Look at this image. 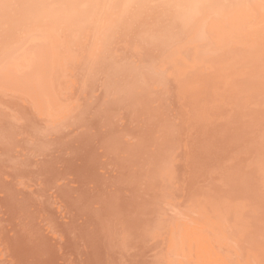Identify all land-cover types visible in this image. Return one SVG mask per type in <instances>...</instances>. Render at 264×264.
Returning <instances> with one entry per match:
<instances>
[{"label":"rangeland","instance_id":"rangeland-1","mask_svg":"<svg viewBox=\"0 0 264 264\" xmlns=\"http://www.w3.org/2000/svg\"><path fill=\"white\" fill-rule=\"evenodd\" d=\"M45 1H48V2L46 3ZM58 1H59L58 6L56 7L57 2L55 0H52V1H50V0H43V1L42 0H32V1H30V0L29 1H27V0H18V1L0 0V4H1L0 5V15H1V17H0V151H2V152H0V154H1L0 155V193L1 194L4 193L3 195L0 194L1 195L0 197L2 199V200L0 199V201H1L0 202L1 203L0 204V250H1L0 251V264H14V263H16V264H31V263L32 264H41V263L42 264L43 263L44 264H90L91 261H93V260L90 261V257H91V259H93L92 256H94V258H95V255H96V254H92V253L93 252L96 253L95 249H97V248H95L93 251L91 250L94 248L95 244H96L95 247H97V244L102 245V248H100L98 246L100 248L99 250H102V251H99L97 249L98 250L97 253L102 252V253H99V255H101V256H99L97 254L99 256L98 260L101 259V257L103 256V252L105 250L104 256L102 257V259H104V260L103 261L101 260L102 262H104L102 264H112L111 262H113V260H114V262L117 260V262H116L117 264L119 262H121L122 260L124 261V263H123V261L121 262L122 264H125V263L126 264H132V263L133 264H139V263L145 264L144 261L145 262L147 261L146 264H165V263L166 264L167 263L168 264H178V263H180V264H194V263L195 264H215V263L216 264H219V263L225 264V262H227V264H236V263L239 264V263H242V261L246 262V263L243 262L242 264H247V263L251 264L250 261H253L252 262L253 264H264V247H263L264 246V201H263L264 200V192H263L264 191V181H263L264 180V166H263L264 165V118H263L264 114H262L260 112V110H261L264 113V108H263L264 106H261L262 104L264 105V101H263L264 100L263 99L264 98L263 97L264 96V90H263L264 89V82L262 81L264 78L261 79L262 78V76H261L262 71L264 72V70L260 71L261 69H259L261 66L264 69V66L262 65L263 61L259 59V55H261L260 58H262L264 60V54H263L264 53V50H263V48H264L263 47L264 46L263 41L264 40H262V39H264V0H215V1H217V3L216 2L213 3V2H211L212 0H208V2H207L208 5L207 4L202 5L203 3L204 4L206 3L205 2L206 0L205 1L201 0V2L203 1L202 3H200V1L198 0L201 5L199 3L197 4L196 0H191V1L188 0L189 2H187V0L186 1H184V0H176V1L175 0H151V1L150 0L149 1L148 0H146V1L145 0H123V1H120L119 0L120 4L118 3V0H116V1L114 0V4H113V0H88V1L87 0H74V1L73 0H71V1L70 0H58ZM192 1L194 3H192ZM6 2H7V4H9L8 6H5ZM69 2H71V3H69ZM190 2H191V4H196L197 7H196V5H194V8H193L192 7L193 5L191 6V4H189ZM210 2L212 5L210 4ZM28 3L29 4L31 3V4L29 5ZM63 3L66 6H64ZM160 3H161V5H159ZM167 3H169V4H167ZM171 3H172V5H171ZM77 4H79V5H77ZM187 4L190 5V7ZM217 4H218V7H217ZM45 5L48 7H46ZM63 6H64V8L62 9ZM152 6H153L154 10L151 9ZM161 6L163 7L162 9H161ZM205 6H206V8H205ZM211 6L213 8H211ZM1 7L3 8V10ZM120 7H121V9H120ZM200 7L207 9V10L201 9ZM13 8H14V10H13ZM35 8H37V9H35ZM131 8H133V10H131ZM187 8H189V9H187ZM195 8H196L197 14H196V12H193L192 17L189 16L192 14L191 11H194ZM198 8L200 10H198ZM242 8H243V10H242ZM6 9H8V10H6ZM54 9H55V11H54ZM135 9L137 11H135ZM190 9H193V10H190ZM215 9H216V12H215ZM31 10L33 11V13ZM148 10H150V11H148ZM164 10H166V12H164ZM188 10L190 11V13ZM201 10L203 11V13ZM208 10L209 11L214 10L213 12L216 14L212 15L213 12L212 13L210 12V14H209V12H207ZM15 11H17V12H15ZM29 11H31V12H29ZM34 11H35V16L32 17L34 15ZM106 11H108V12H106ZM204 11H206L205 13H207L209 15V19H207L208 15L204 14ZM236 11H237V13H236ZM6 12H7V14H6ZM26 12L30 13V14L27 15ZM135 12H136V14H135ZM223 12H225V13H223ZM9 13H11V14H9ZM182 13H183V15H185V18H187L188 16L189 17L184 20V18L180 17V16H182ZM185 13H187V15ZM194 13H195V15H194ZM217 13L218 14L220 13V15L218 16ZM15 14H17V15H15ZM103 14L104 15L107 14L108 17L107 16L105 17ZM149 14H151V15H149ZM230 14H233V16ZM10 15L11 16L13 15V16L10 17ZM198 15H200V16H198ZM173 16H176V17H173ZM193 16L196 17L195 18L196 20L193 18ZM211 16L214 17V18L212 17L214 20L216 19V16H217V19H218V20H216L217 22L214 21L213 19H211ZM220 16H223L224 18L226 17V19L222 20L223 17L220 18ZM241 16H244V17H241ZM26 17H27V19H25ZM154 17H155V19H154ZM179 17L182 18L183 20L180 19ZM197 17H200V19ZM218 17L221 19L220 20V25L222 24L221 26H219V18ZM18 18H20L21 20ZM189 18L191 20H189ZM11 19H13V20H11ZM37 19H38V21H37ZM112 19H114V20L112 21ZM198 19H199V21H197ZM24 20H26V21H24ZM147 20H150V21H147ZM192 20H194V21H192ZM207 20H210V21H207ZM14 21H16L15 24H13ZM41 21H42V23H41ZM175 21L176 22L179 21V22L174 24L173 22H175ZM183 21L184 22L187 21V22L184 23ZM213 21H214V23H213ZM226 21H228L229 23H226ZM181 22L183 23V25ZM188 22H190V23H188ZM7 23H10V24H7ZM199 23H201L200 26H199ZM225 23L230 25V26H232V23H234L232 26L233 28L228 26L229 27V29H228L227 25H225ZM177 24L179 26H176ZM9 25H11V26H9ZM105 25L107 26L106 27L107 29L105 28ZM138 25H140V26H138ZM194 25H196V26L193 28ZM208 25H210V26H208ZM211 25H213L214 27L216 26L217 29L215 28L216 30H214L213 26H211ZM160 26H161V28H160ZM222 26H225V28ZM197 27L199 29H197ZM162 28H164V29H162ZM182 28H186V30L182 29ZM189 28H190V30H188ZM207 28L209 29V31ZM211 28H212V31L210 30ZM3 29H5V30H3ZM132 29H134V30L132 31ZM200 29H202V30H200ZM196 30L199 32L197 33ZM204 30L205 31L207 30L211 34L213 33L214 35H212V37H211V34L206 33L207 31L205 32ZM230 30L231 31L235 30V31L231 32ZM226 31H230L231 33L226 32ZM135 32H137V33H135ZM220 32H223V33H220ZM235 32L239 37H242V38H238L239 39L238 40L237 39L238 36L235 37L236 36ZM185 33H187V34H185ZM204 33H205V35H204ZM191 34H193V35L197 34V35L192 37ZM233 34H235V35H233ZM259 34H260V37H259ZM219 35H220V37H218ZM230 35H232V36H230ZM190 36L194 39L192 40V38ZM202 36H206V37L208 36V38L202 37ZM216 37H218V38H216ZM223 37H225V40ZM215 38L217 41H215ZM201 39L203 41L205 39L206 44L207 45L209 44V45L207 46L205 44V41L203 42V41H201ZM248 39H249V41H248ZM213 40H214V42H213ZM159 41H161V42H159ZM211 41H212V43H211ZM246 41H248V42H246ZM251 41H254V42H251ZM165 42H167V43L165 44ZM188 42L190 43L191 46L193 45L194 48H192L193 46L192 47L190 46L191 47L190 48L188 45L189 44ZM244 42H246V43H244ZM150 43H152V44H150ZM192 43H194V44H192ZM200 43H202L203 45L201 44L202 46H200ZM196 44H197L198 48L200 47L199 49L201 50V53H200V50H198V48L196 47ZM251 44H252L253 48H252V46H250ZM231 45H233V46H231ZM236 45L237 46L240 45L241 48L239 46L236 47ZM242 45L244 46V48ZM261 45H262V47H261ZM136 46H139L138 47L139 49H136V51H135ZM204 46H205V48H202ZM174 47H176L175 48L176 50L174 49ZM255 47H256V49H255ZM246 48H247V50L249 49L250 51L255 50V51H253V55L251 54V52L249 50L248 51L250 53H248ZM257 48L258 49L260 48V49L258 50ZM181 49L183 51H181ZM196 50H197V52H195ZM261 50H262V52H261ZM203 51L205 54L203 53ZM226 51H227V53H225ZM259 51L261 52V54L259 53ZM148 52H150V53H148ZM163 52H164V54H163ZM190 52H192V53H190ZM230 52L232 55L233 54L234 55L232 56L230 54ZM254 52H258V53L254 54ZM156 53H157V55H156ZM180 53H181L182 57L184 56L181 59H180ZM202 53H203V56H202ZM211 53L213 56H211ZM159 54H161V55H159ZM228 54H230L231 56ZM176 55H178L179 58H177ZM250 55H252V56L250 57ZM257 55H258V57H257ZM147 56H148V58H147ZM166 56H168V57H166ZM173 56H175V57H173ZM161 57H163V59ZM189 57H191V58L193 57L192 60L195 59V62L193 61L194 64H193L191 58H189ZM213 57L214 58L216 57L215 60ZM221 57L223 60H221ZM248 57H250V58H248ZM253 57H255V58L253 59ZM168 58L172 59V60L175 58L174 61L176 60L178 62L175 61L176 65H174L175 64L174 61H173L174 64L173 63L171 64L170 62H172V60L168 61L169 60ZM197 58H199V59H197ZM235 58H236V61H235ZM244 58L247 60H244ZM161 59H162V61H161ZM183 59H186L188 61H186V60L183 61ZM200 59H202L203 61L202 60L200 61ZM238 59H240V61ZM165 60H167V61H165ZM208 60H209V62H208ZM217 60H219V61H217ZM251 60H253V61H251ZM257 60L259 62H261L262 64L258 63ZM157 61H158V63H157ZM185 61H186V63H185ZM204 61H206V64ZM256 61H257V63H256ZM179 62H181V64ZM203 62L205 64V67H203L204 66ZM220 62L222 64H220ZM236 62H237V64H236ZM252 62L255 64V66H254V64H253V66L256 68L258 67L257 69H259L258 75H257V69L254 68L256 72L253 69V66L251 64ZM183 63H185V64L182 65ZM195 63H197V64H195ZM239 63L241 66L239 65ZM164 64H165V66L167 65L166 68H165ZM187 64H188V66H187ZM190 64H193L192 67ZM224 64L226 66H224ZM222 65H223V67H222ZM158 66H159V68H158ZM228 66H230V67H228ZM250 66L252 68H250ZM186 67L188 68V70H186L187 69ZM219 67H221V68H219ZM244 67H246V69ZM120 68L122 71L120 70ZM122 68H124V70ZM174 68H177V69H174ZM208 68H209V70H208ZM217 68L220 69L219 72H218ZM227 68H228V70H226ZM173 69H174V71H173ZM231 69L235 73L234 72L232 73V71H230ZM237 69H239V70L237 71ZM240 69H242V70H240ZM197 70H198V72H197ZM248 70H250V71H248ZM158 71H159V73H158ZM161 71L163 72L164 75L162 74ZM168 71L171 73H169ZM182 71H183V73L181 74ZM209 71L211 74L209 73ZM245 71L246 72L248 71L249 74L247 72V75H246ZM212 72H214V74ZM155 73L159 74L160 76L155 74ZM172 73H175L176 75L173 74V77H172ZM203 73H204V75H203ZM217 73H218V75H217ZM251 73H253V74L256 73V74L254 76ZM154 74H155V76H154ZM224 74H226V75H224ZM259 74H260V77H259ZM228 75L229 76L231 75V76L229 77ZM232 75H233V77H232ZM178 76H179V79L181 78L180 80H182V81H180L178 79ZM204 76H205V78H203ZM183 77H184V79H183ZM191 77L193 78L194 83H191V82H193ZM211 77H213V79ZM240 77H241V82L239 83ZM251 77H252V79H251ZM257 77H259V78H257ZM263 77H264V73H263ZM141 78H144V79H141ZM161 78H162V80H161ZM174 78L178 79L179 82L177 83L178 80L175 81ZM199 78L203 79V81L200 80ZM120 79H121V81H120ZM217 79H218V81L215 82L214 85H212L213 82L216 81ZM222 79L225 82H223ZM225 79H227V80H225ZM184 80H186V81H184ZM230 80H231V82H230ZM234 80H235V82L238 80L236 82V84H234L235 83V82H233ZM247 80L250 82H248ZM162 81H163V83H162ZM187 81H188V83H187ZM253 81H255V82H253ZM257 81H259V82L257 83ZM121 82L125 83L124 86L121 85ZM260 82H261V85H260ZM245 83H247V84H245ZM126 84H127V87L125 86ZM194 84L195 85L197 84L196 87L194 86ZM167 86H169V87H167ZM172 86L174 89L172 88ZM197 86H199V87H197ZM214 86H216V87L214 88ZM218 86H220V87H218ZM256 86H259V87H256ZM212 87H213V89H212ZM236 87H238L237 90H236ZM231 88H232V90H231ZM239 88H240V90H239ZM255 88H257V89H255ZM138 89H139V91H138ZM165 89H168V90H165ZM182 89H184V90H182ZM196 89H197V91H196ZM210 90H212V92ZM233 90L236 91L237 93L234 92ZM253 92H254V94H252ZM255 92L256 93L262 92L261 93L262 95L261 94L260 95L255 94ZM195 93L197 96L194 95ZM199 93H200V95H199ZM242 93H244L243 97L241 95ZM166 94H167V97H166ZM217 94H218V96H217ZM249 94H250V96H249ZM251 95H252V97H251ZM219 96L221 97L220 99H219ZM260 96H261V98H260ZM200 97H201V99H200ZM217 97H218V99H217ZM168 98L170 99V101H168L169 100ZM187 98H188V100H187ZM208 98L210 101H208ZM255 98H257L256 99L257 101L255 100ZM206 99H207V101H206ZM223 100L225 103H223ZM243 100H245V101H243ZM181 101H182V103H180ZM204 101H206L207 103H205ZM249 101H251V102H249ZM220 102H221V104H219ZM255 102H257V103H255ZM111 103H112V106L114 105L113 107L111 106ZM171 104H173L175 106H173ZM248 104L250 106H249V108H246L248 106ZM152 105H154V106H152ZM180 105H182V106H180ZM208 106H209V108H208ZM186 107H188V108H186ZM213 107H214V109L212 110L211 108H213ZM203 108H205L204 111H203ZM197 109H199V110H197ZM216 109H217V112H216ZM83 110H85V111H83ZM211 110H212V112H211ZM207 112H209V115L212 117H209V115H207ZM257 112H259V114H257ZM230 113H231V115H230ZM81 114H82V117H80ZM84 114L86 115V117L84 116ZM89 114H91L90 117H89ZM198 115H202V116L200 117ZM203 115L205 118L203 117ZM98 116L99 117L101 116V117L99 118ZM163 116H165V117H163ZM187 116H189V117H187ZM206 116H208L209 119ZM246 116L249 119L245 118ZM255 117H257V118H255ZM259 117H260V119H259ZM82 118H84L83 119L84 121L80 120ZM101 118H102V120H100ZM219 118H220V120H218ZM250 118L252 120H250ZM262 119H263V122H262ZM76 120L82 121L81 124L78 123L80 121L77 122L81 126L76 123ZM94 120H95V122L96 121L98 122L99 126H98L97 122L96 123L93 122ZM99 120L101 123L99 122ZM175 120L177 122H175ZM196 120H197V122H195ZM201 120L202 121L204 120V121L201 122ZM209 120H210V122H209ZM215 120H217V122ZM85 121L88 124L92 121L90 124L93 125V123H94L98 127H96V125H94V126L89 125L88 126V124ZM187 121L188 122L190 121V122L187 123ZM211 121H213V122H211ZM73 122H75V123H73ZM105 122H106V124H105ZM200 122H201V124H200ZM253 124H254V126H253ZM100 125H102V126H100ZM130 125H131V127H130ZM107 126H108V128H107ZM113 126H115V127H113ZM116 126H117V128H116ZM31 127L33 129L37 128V130H35V132L36 131L38 132V130H40V129L42 132L39 131V132H41L40 135L38 133L36 134L35 132H34L35 133L34 134ZM250 127H252V128H250ZM253 127H254V131L252 130ZM73 128H76V129H73ZM132 128L134 130H132ZM256 128H258V129L256 130ZM98 129L101 132H98ZM72 130H76V131L74 132ZM95 130H97V131L95 132ZM70 131H72L73 133ZM29 132H32V133L30 134ZM64 132L67 134L66 137L64 136ZM68 132H69V134H68ZM138 132H139V134H138ZM82 133H84V134H82ZM98 133H99V135H102V136L99 137ZM41 134H42V136H41ZM249 134H251V135H249ZM261 134H263L262 135L263 137H261ZM90 135H91V137H89ZM40 136H41V139H40ZM74 136H76V138ZM43 137H45L44 143L46 146L42 142ZM87 137H89V139L88 140L86 139V141H84L85 138H87ZM58 138H60V140ZM97 138H100V139L97 140ZM47 139H49V140H47ZM184 139H186V140H184ZM256 139H257V141H256ZM39 140H41V141H39ZM45 140L49 141V142H46ZM52 140H53V143H52ZM56 141H57V143H56ZM72 141H74V142H72ZM78 141H80V142L83 141L84 143L82 144V142H81V145H80V142L78 144ZM87 141L88 142L89 141L90 142L95 141V142H93L94 147L89 146V145H91L90 142L87 145ZM96 141H98V142H96ZM40 142H41V144H39ZM69 142L71 143V146H69V144H70ZM108 142H109V144H108ZM46 143L49 144V147ZM73 143L75 145H73ZM96 143H98V145ZM99 143H101V144H99ZM255 143H257V144H255ZM65 144H67L68 146ZM176 144H177V146H176ZM178 144H179V146H178ZM227 144H228V146H227ZM76 145H79L81 148L79 146L77 147ZM43 147H44V149H43ZM55 147H57V148H55ZM61 147L62 148L67 147V148L62 149ZM151 147H153V148H151ZM206 147H207V149H206ZM71 148L73 150L75 149L76 152L74 150V152H75L74 153ZM91 148L92 149L94 148V149L92 150ZM98 148L101 149L102 151L99 152V150H97ZM170 148H171V150H168ZM133 149H135V150H133ZM172 149H174V150H172ZM179 149H180V151L178 152ZM14 150L16 151V156H15ZM66 150L69 152H67ZM165 150H166V152L171 151V152H169L170 155L168 152H167L168 153L167 154L165 152ZM4 151H6V152L4 153ZM89 151H90V154H89ZM172 152H173V154L175 153L176 156H175V154L173 155ZM83 153H85V154H83ZM123 153L125 156L123 155ZM10 154H12L13 156ZM61 154L63 155L62 157H61ZM76 154H77V158L75 157ZM93 154H94V156H93ZM116 154L118 157L116 156ZM80 155H82V156H80ZM165 155H168V156H165ZM180 155H182V157ZM73 156L75 157V159ZM78 156H80V158ZM156 156H158V157H156ZM81 157H83V158H81ZM179 157H181L182 159H180ZM35 158L37 161L34 160ZM72 158L74 160H72ZM87 158H89V159H87ZM125 158H127V159H125ZM230 158L233 160H231ZM27 159H28V161H27ZM30 159H32V160H30ZM43 159H44V161H43ZM140 159H143V160L140 161ZM4 160L7 162L4 163ZM46 160H48V161H46ZM54 160H56V161H54ZM61 160L63 162H61ZM76 160L80 164H77ZM82 160L89 164V165L86 164V166L87 165L90 166V164H91L92 167H86L85 163ZM121 160H123V161H121ZM171 160H172V162H170ZM175 160H178V161L175 162ZM200 160H201V162H200ZM38 161H39V163H38ZM53 161H54V163H52ZM81 162H83V163H81ZM132 162L134 163V165ZM152 162H153V164H152ZM165 162H166V164H165ZM148 163H149V165H148ZM160 163H162V164H160ZM167 163L170 165H167ZM171 163H175L176 165L174 164V166H173V164H171ZM6 164H7V166H6ZM59 164H60V166H59ZM73 164L75 165L76 168L73 166ZM93 164L96 167H94ZM164 164L167 166H164ZM181 164H182V166H181ZM226 164H228V165H226ZM77 165H79L80 167L79 166L77 167ZM178 165H180V166H178ZM33 166L36 169V170L33 169L35 172H33V170L31 169V168H33ZM67 166H69V168ZM112 166H114V167H112ZM134 166H135V169H134ZM246 166L248 167V169ZM39 167H41L40 168L41 172H40ZM65 167H66V169H65ZM165 167H167V168L165 169ZM181 167L183 170L181 169ZM200 167H202V168H200ZM256 167H257V169H254ZM86 168L87 169L90 168V169H94V170H92L91 172L90 171L88 172V170H86ZM95 168H97V170H95ZM24 169H26V170H24ZM47 169L48 170L50 169V170L48 171ZM69 169H70V171H69ZM74 169L75 170L77 169V170L75 171ZM171 169H172V171H171ZM186 169L188 170L189 173L186 172L187 171ZM58 170L60 173L58 172ZM81 170H83L82 173L79 172ZM46 171H48V172H46ZM122 171H126V172H122ZM147 171H148V173L146 174ZM174 171L177 174H175ZM98 172H101V173H98ZM131 172H132V174H131ZM144 172H145V174H144ZM156 172H157V175H156ZM163 172L167 175H165ZM168 172H169V174H168ZM86 173L88 175L90 174V176L88 177V175ZM92 173H94V174H92ZM40 174H41V176H40ZM52 174H54V175H52ZM91 174L94 176L92 177ZM99 174H101V175H99ZM210 174H212V175H210ZM62 176H64V177H62ZM96 176L97 177L100 176V177L97 178ZM117 176H120V179L117 178ZM153 176H155V177H153ZM165 176H167L168 178ZM50 177H52V178H50ZM94 177L96 178V180L98 179V181L100 179V182L99 183H98V181L96 182ZM158 177L159 178L161 177V178L159 179ZM170 177L173 179H171ZM125 178H126V180H124ZM133 178L135 179L136 183L133 180ZM208 178H209V180H208ZM221 178H222V180H221ZM102 179H104V180H102ZM150 179H151V181H150ZM195 179H197V180H195ZM49 180H51L50 184H49ZM129 180L130 181L132 180L131 181L132 184H131V182L129 183ZM166 180H168V182ZM206 180L208 182H206ZM214 180L218 183H215ZM87 181H88V183H87ZM109 181H110V183H109ZM154 181H156V182H154ZM175 181L177 184H175ZM161 182H164V184L162 183V186H161ZM249 182H251V183H249ZM96 183L98 185L101 184L103 186H101V185L98 186V185H96ZM141 183H144V184H141ZM191 183H193V184H191ZM114 184H116V185H114ZM120 184H122L124 186H122ZM128 184L133 185L132 186L133 188L131 186H129ZM134 184H136V185H134ZM165 184H166V186H165ZM104 185H106V188ZM163 185L165 188H163ZM108 186H109V188L110 187L111 188L109 189ZM115 186L121 187L122 190L120 188H116ZM175 186H177V187L175 188ZM224 186H225V188H224ZM10 187H12V188H10ZM96 187L98 189L100 187V189L98 190ZM125 187L127 189L128 188L130 189L129 192H127L128 190ZM123 188H125V189H123ZM131 189L133 190V193H132ZM135 189L136 190L138 189V190L136 191ZM156 189L158 192L155 191ZM175 189L177 191H175ZM258 190L261 194H259ZM130 191H131V193H130ZM253 191H254V193H253ZM93 192L95 195L93 194ZM134 192H137V193H134ZM139 192H140V194H139ZM181 192H183V194ZM210 192H211V194L209 195ZM166 193L168 196H166ZM170 193H172L173 195L171 194V196L169 197ZM206 193H207V195H206ZM145 194H147V196ZM18 195L20 198L18 197ZM98 195H100V196H98ZM129 195H131L132 197L131 196L129 197ZM89 197L92 200L89 199ZM93 197H95V198L93 199ZM159 197H161V198L159 199ZM173 197L176 199L174 200ZM104 198H106L105 201H104ZM127 198H131V200L132 199L135 200V201L132 200V202H134V203L131 202L132 205L135 204L133 206L131 205L133 208L128 206L129 204H131V203H129L131 200H129ZM169 198H170V200H169ZM204 198H205V200H204ZM260 198H261V200H260ZM86 199H89V202ZM119 199L122 202H120ZM155 199H157V201ZM195 199L196 200L198 199V201H196ZM230 199H231V201H230ZM85 200H86V202H85ZM137 200H138V202H137ZM166 200H169L170 203ZM124 201H127L126 202L127 204ZM157 202L159 203V205L157 204ZM252 202H254V203H252ZM11 203H12V205H11ZM76 203L79 206H77ZM90 203L92 205H88L89 207H87V206L82 207V205H84V204L87 205ZM121 203H123V204H121ZM210 203L212 206L210 205ZM221 203L222 204L224 203V204L222 205ZM118 204H121L122 206L123 205L124 206L122 207L121 205H118ZM141 204L143 205V207ZM101 205H103L102 208H101ZM156 205L158 206L159 209L157 208ZM200 205H201L200 208H201V210L203 209L202 210L203 212L200 211V208L197 209ZM17 206H18V208H17ZM94 206H96V207H94ZM115 206H117V208ZM138 206H139V208H138ZM168 206H171V207H169L170 209L167 208ZM191 206H192V208H191ZM213 206H216V207L213 208ZM99 207H100V209H99ZM103 207H105V208H103ZM107 207H108V209H107ZM110 207L114 210L113 211H112V209L109 210ZM134 207H137V208H134ZM193 207L200 212L199 213L200 215L203 213L204 214L201 215L200 218H199L200 215H198V217H196V215L198 213H196L197 210L194 211ZM211 207L213 209H211ZM86 208H87V210L89 208V210L87 211ZM92 208H95V209H93V213H95V214L90 212V209L92 211ZM115 208H116V211H115ZM172 208L174 209L173 211H172ZM186 208H188V209H186ZM235 208L238 210H236ZM248 208H250V209H248ZM101 209H104V210L102 211ZM121 209H123V210H121ZM124 209L125 210L127 209L126 211L129 213H132V214L135 213V215L127 213ZM149 209H150V211H149ZM177 209H179V210H177ZM185 209H186V211H184ZM251 209L253 211H251ZM5 210H6V212H5ZM191 210L194 213L190 212ZM231 210H232V212H231ZM18 211H19V213H18ZM122 211L125 213L122 214ZM137 211H139V212H137ZM168 211H170V212L168 213ZM236 211H237V214H236ZM259 211H260V213H259ZM88 212H90V214L94 215L95 217L91 216ZM157 212H158V214H157ZM172 212L176 213L177 216H175V214H172ZM188 212H189V214H188ZM247 212H249V214ZM2 213H3V215H2ZM183 213L185 214V216ZM215 213H217V214H215ZM99 214H100V216L103 214L104 215L100 217ZM126 214H127V216H126ZM182 214L184 217L182 216ZM191 214H193V218H191L192 217ZM119 215L121 218L119 217ZM123 215H124V217H123ZM169 215H171V216H169ZM97 216H99L102 221H100V219H98L99 217H97ZM114 216H115V218H114ZM132 216H133V218H132ZM161 216L164 220L161 218ZM178 216H179V218H177ZM224 216H225V218H224ZM148 217H149V219H148ZM170 217H171V219H170ZM218 217L220 219H218ZM4 218L7 221L6 223H5ZM103 218L107 219V220H104ZM109 218H111V219H109ZM116 218H117V220H119L118 223H117ZM138 218L140 221L138 220ZM140 218H142V220ZM182 218L184 220L181 223L179 221H181ZM189 218H190V220H189ZM205 218H206V220H205ZM29 219H30V221H29ZM90 219H91V221L89 223ZM94 219L97 221L93 222V223L95 224L96 227L98 225L97 230L100 231V233L97 230H95L97 232L94 231V229L96 228V227H94V224H92V221H95ZM122 219H123V221H122ZM155 219H157V220H155ZM173 219L176 223L173 221ZM176 219H178V220L176 221ZM200 219H201V221H200ZM217 219L219 222H217ZM210 220L211 221L214 220V221L211 222ZM220 220H221V222H220ZM16 221H17V223H16ZM156 221H157V223H156ZM167 221H169V222H167ZM193 221H195V222H193ZM13 222H15V223H13ZM99 222H100V225H99ZM184 222L188 223V224L185 223L186 226L187 225H190V226L186 227L183 224ZM216 222H217V225H215ZM109 223H111V224H109ZM210 223H213V224L211 225ZM218 223H220V225L222 227H219L220 225H218ZM221 223H223V224H221ZM224 223H226V224H224ZM10 224H12V225H10ZM86 224L89 226V228L91 227L90 225H92V227L90 229H92V231H94L96 234L102 233L101 236L100 235L97 236L98 238L103 237L102 240H100L101 239L100 238L98 241L97 240L98 238L95 236L96 238L93 242L92 240L94 239L95 233L93 232V235H92L91 234L92 231L88 227H86L87 226ZM118 224H121V225H118ZM124 224H126V225H124ZM161 224H163V225H161ZM193 224H195V225H193ZM201 224H202L203 228H200L201 226H197V225H201ZM206 224H207V226H206ZM128 225H129V227H128ZM209 225H210V228H209ZM213 225H215V226H213ZM225 225H228V227ZM236 225H237V227H236ZM106 226H107V228H106ZM138 226L139 227L141 226L140 230H139ZM205 226H206V229L204 228ZM84 227H85V229H84ZM145 227H146V229H145ZM147 227H148V229H147ZM155 227H157L158 229H156ZM165 227H167V228H165ZM185 227H186V229H185ZM211 227L212 228L216 227V228H213L214 231H216V230L220 231L221 232L220 234H222L223 232H226V233L221 236L219 234V232L217 233V231L214 232L213 229L211 230ZM217 227H218V229H217ZM235 227L237 228V230ZM75 228H77V229H75ZM78 228L82 231L78 230ZM86 228H87V230L88 229L90 230V234H91L90 236L87 233ZM133 228H134V230H133ZM176 228H178L179 230L182 229L181 233H180V231H177L178 229H176ZM227 228L229 230L230 229H232V230L229 231ZM240 228H242V229H240ZM101 229L104 231H102ZM105 229H106L107 233H105ZM136 229L139 230V233H138V230H136ZM165 229H167V230H165ZM175 229H176V231H175ZM198 229H200L201 231ZM83 230H86V232L85 231L83 232ZM153 230H155V231L158 230L157 231L158 233L153 231ZM163 230H165V231H163ZM171 230H172V232H171ZM191 230L192 231L194 230V232H192ZM252 230H253V232H251ZM78 231L81 233H79ZM111 231H112V234H111ZM182 231L184 233H182ZM212 231L215 233V236H214V234H212ZM238 231H239V233H238ZM243 231L245 233H243ZM67 232H69L68 233L69 238H67L68 237ZM145 232H148V234L146 235ZM77 233H79V235ZM82 233H85V236ZM86 233H87V235H86ZM121 233H123V234H121ZM160 233H161V235H160ZM172 233H173V235H172ZM179 234H181V235H179ZM198 234H199V237H197ZM233 234H235V235H233ZM239 234H242V236L239 237ZM24 235H25V237H24ZM70 235H72V238L70 237ZM107 235H109V236H107ZM149 235H151L150 236L151 240L148 238ZM156 235H158V236H156ZM218 235H220V236H218ZM30 236H32L33 238ZM73 236H74V238H73ZM87 236L89 238L90 237L92 238V236H93V239L91 240V242L89 241L91 238L89 239ZM120 236H122V237H120ZM123 236H124V238H123ZM178 236H179V238H178ZM216 236H218V237L216 238ZM223 236L226 237V239L224 237V240H227V237H228L229 240H227V241L229 243H226L227 241H222L223 239H221V241H222V243L223 242L224 243L223 244L221 243L220 239H218V238L219 237L221 238ZM78 237H79V239H78ZM81 237H83V241H82ZM107 237H109L110 239H107ZM167 237H170L171 239H169ZM180 237H182V238L184 237L183 238L184 240L183 239L180 240L181 239ZM13 238H14V240H13ZM195 238H197V240ZM234 238H235V240L233 241ZM69 239L71 241H69ZM75 239L77 240L76 244H75V241H73ZM84 239L86 240V242ZM121 239L122 240L125 239L124 240L125 245H123V241ZM63 240H65V241H63ZM131 240L133 242H131ZM137 240H141V241H137ZM148 240H149V242H148ZM169 240L172 244L169 242ZM193 240H194V242H193ZM78 241L80 244L78 243ZM80 241L83 242V246L85 245L84 247L79 246V245H82L81 244L82 242H80ZM108 241L110 243L112 242L113 244L112 243L110 244ZM117 241H118V244H117ZM210 241H213L214 243L212 242L213 243L212 244ZM240 241L243 243H241ZM12 242L15 244H12ZM150 242H151V244H150ZM216 242H219V243H216ZM235 242L236 243L238 242L237 243L238 248L236 247ZM8 243H9V245H8ZM16 243H17V245H16ZM66 243H67V245L68 244L69 245L67 246ZM72 243L77 248H75V246H73ZM128 243H129V245H128ZM244 243H246V244L244 245ZM87 244L88 245L90 244L89 246H92L93 248L92 247L87 248V247H89ZM140 244H141V247L139 246ZM178 244H179V246H177ZM181 244H182V247H181ZM185 244H186V246H185ZM201 244H203V245L201 246ZM70 245H72V247H69ZM86 245H87V247H86ZM120 245L121 246L123 245L124 247L122 248ZM126 245H127V247H126ZM209 245H211V246H209ZM218 245H219V247H218ZM228 245H230V247ZM232 245H234L235 248ZM22 246L24 247L25 250L22 248ZM78 246H79V249H78ZM103 246H104V249H103ZM167 246L169 247V249ZM231 246L233 248H231ZM10 247H12V248H10ZM80 247H82V248H80ZM117 247L119 249H121V251H123V252L120 253L121 251L119 252ZM212 247H213V249H212ZM254 247H256V248H254ZM31 248H32V250H31ZM47 248H49V250ZM165 248H166V250H168V251L170 250V251L168 253H166ZM206 248H208V249H206ZM240 248H242V249H240ZM64 249H65V252H64ZM69 249H70V251H69ZM89 249L92 253L90 251H88ZM17 250H18V252H17ZM45 250L46 251L48 250V251L46 252ZM66 250H68V251H66ZM76 250H78V251H76ZM83 250H84V252H83ZM108 250L111 252H109ZM30 251H31V253H30ZM146 251H148V252H146ZM216 251L217 252L219 251L220 254H219V252L217 253ZM75 252H77V253H75ZM79 252H80V254H79ZM82 252L84 253V254H82V257H83V255L85 256L83 258H87L89 256L87 258L88 261H87V259H84L85 260V262H84V260H82L83 258L81 259L80 255ZM125 252H127V253H125ZM134 252L137 253V256L132 258L133 257L132 255H136V253L134 254ZM152 252H154V254ZM170 252H172V253H170ZM236 252H238V253L240 252V253L238 254ZM64 253H65V255H64ZM87 253H89V254L91 253L92 256H91V254L89 255ZM130 253H132V254H130ZM73 254H74V256H73ZM75 254H77V255H75ZM110 254H112L114 257L116 255V258L114 259V257L111 256ZM120 254H121V256H120ZM123 254H125V255H123ZM147 254H148V256H147ZM166 254H168V255L166 256ZM209 254L210 255L212 254V256H210ZM235 254H237L238 258ZM50 255H51V257H50ZM97 255H96V257H98ZM107 255H108L109 259L107 258ZM140 255H141V257H140ZM159 255H160V257H159ZM161 255L163 256L162 259H161ZM185 255H187L188 259H186ZM232 255H233V259L231 258ZM43 256L45 257V259ZM67 256H69V257H67ZM168 256H169V258H168ZM175 256L176 257L178 256V258H175ZM193 256H194V258H193ZM35 257H36V260H35ZM58 257H60V258H58ZM171 257H172V259H171ZM199 257H201V259ZM204 257L206 259H204ZM251 257L253 259L250 260L249 258H251ZM6 258H8V259H6ZM51 258L52 259L54 258V259L49 261ZM76 258H78L79 260L77 259L78 260L77 261ZM119 258L120 259L123 258V259L120 260ZM135 258H137V259H135ZM138 258L139 259L141 258V260L139 261ZM229 258H231V260ZM198 259H200V260H198ZM235 259H237V261ZM243 259H245V260H243ZM247 259H249V260H247ZM98 260H95V261L98 262ZM129 260L131 263L128 262ZM136 260H138L139 262ZM166 260H167V262H166ZM95 261H93L91 264H94ZM101 261H99V262L101 263ZM132 261H135V262H132ZM159 261H161V262H159ZM99 262H98V264H99ZM108 262H110V263H108ZM116 263H114V264H116Z\"/></svg>","mask_w":264,"mask_h":264},{"label":"bare ground","instance_id":"bare-ground-1","mask_svg":"<svg viewBox=\"0 0 264 264\" xmlns=\"http://www.w3.org/2000/svg\"><path fill=\"white\" fill-rule=\"evenodd\" d=\"M15 1H18V0H15ZM27 1H29V0H27ZM30 1H32V0H30ZM42 1H43V0H42ZM50 1H52V0H50ZM55 1L57 2V5L55 4L56 7H57L59 1H58V0H55ZM70 1H71V0H70ZM73 1H74V0H73ZM87 1H88V0H87ZM115 1H116V0H115ZM120 1H123V0H120ZM120 1L118 0V3H119V4H120ZM145 1H146V0H145ZM148 1H149V0H148ZM150 1H151V0H150ZM175 1H176V0H175ZM175 1H174V2H175ZM184 1H186V0H184ZM190 1H191V0H190ZM196 1H197V4L199 3V1H200V3L203 2V1L201 2V0H199V1L196 0ZM204 1H205V0H204ZM1 2H2V1H1ZM45 2L47 3L48 1H45ZM53 2H54V1H53ZM62 2H63V1H62ZM138 2H139V1H138ZM174 2H173V3H174ZM187 2H189V1L187 0ZM205 2H206V3H205V4L203 3L202 5H206L207 2H208V0H206ZM211 2H213V3L216 2V3H217V1H215V0H212ZM211 2H210V4H211ZM4 3H5V2H4ZM15 3H16V2H15ZM20 3H21V2H20ZM43 3H44V2H43ZM60 3H61V2H60ZM69 3H71V2H69ZM92 3H93V2H92ZM118 3H117V4H118ZM141 3H142V2H141ZM152 3H153V2H152ZM192 3H194V2L192 1ZM195 3H196V2H195ZM200 3H199V4H200ZM2 4H3V3H2ZM10 4H11V3H10ZM18 4H19V3H18ZM28 4H29V3H28ZM30 4H31V3H30ZM30 4H29V5H30ZM35 4H36V3H35ZM50 4H51V3H50ZM79 4H80V3H79ZM79 4H77V5H79ZM83 4H84V3H83ZM86 4H87V3H86ZM113 4H114V0H113ZM115 4H116V3H115ZM150 4H151V3H150ZM167 4H169V3H167ZM189 4H191V2H190ZM227 4H228V3H227ZM250 4H251V3H250ZM0 5H1V4H0ZM4 5H5V4H4ZM8 5H9V4H7V2H6V5H5V6H8ZM59 5H60V4H59ZM63 5H64V3H63ZM71 5H72V4H71ZM74 5H75V4H74ZM91 5H92V4H91ZM141 5H142V4H141ZM159 5H161V3H160ZM171 5H172V3H171ZM187 5H188V4H187ZM192 5H193V6H192ZM194 5H196V4H191V6H192L193 8H194ZM200 5H201V4H200ZM200 5H199V6H200ZM207 5H208V4H207ZM211 5H212V4H211ZM222 5H223V4H222ZM2 6H3V5H2ZM5 6H4V7H5ZM13 6H14V5H13ZM27 6H28V5H27ZM35 6H36V5H35ZM45 6H46V5H45ZM64 6H66V5H64ZM64 6L62 7V9L64 8ZM117 6H118V5H117ZM120 6H121V5H120ZM142 6H143V5H142ZM145 6H146V5H145ZM162 6H163V5H162ZM162 6H161V9L163 8ZM182 6H183V5H182ZM188 6L190 7V5H188ZM188 6H187V7H188ZM18 7H19V6H18ZM41 7H42V6H41ZM46 7H48V6H46ZM115 7H116V6H115ZM154 7H155V6H154ZM169 7H170V6H169ZM178 7H179V6H178ZM196 7H197V5H196ZM202 7H203V6H202ZM217 7H218V4H217ZM232 7H233V6H232ZM1 8H2V7H1ZM5 8H6V7H5ZM7 8H8V7H7ZM10 8H11V7H10ZM22 8H23V7H22ZM42 8H43V7H42ZM159 8H160V7H159ZM181 8H182V7H181ZM183 8H184V7H183ZM200 8H201V7H200ZM205 8H206V6H205ZM211 8H213V7L211 6ZM35 9H37V8H35ZM35 9H34V10H35ZM38 9H39V8H38ZM47 9H48V8H47ZM58 9H59V8H58ZM58 9H57V10H58ZM75 9H76V8H75ZM120 9H121V7H120ZM124 9H125V8H124ZM129 9H130V8H129ZM141 9H142V8H141ZM145 9H146V8H145ZM151 9H153V6H152ZM165 9H166V8H165ZM187 9H189V8H187ZM201 9H204V8H201ZM208 9H209V8H208ZM217 9H218V8H217ZM220 9H221V8H220ZM2 10H3V8H2ZM6 10H8V9H6ZM13 10H14V8H13ZM25 10H26V9H25ZM131 10H133V8H131ZM153 10H154V9H153ZM184 10H185V9H184ZM190 10H193V9H190ZM198 10H200V9L198 8ZM204 10H207V9H204ZM222 10H223V9H222ZM242 10H243V8H242ZM242 10H241V11H242ZM21 11H22V10H21ZM31 11H32V10H31ZM31 11H29V12H31ZM54 11H55V9H54ZM68 11H69V10H68ZM135 11H137V10L135 9ZM146 11H147V10H146ZM146 11H145V12H146ZM148 11H150V10H148ZM151 11H152V10H151ZM156 11H157V10H156ZM160 11H161V10H160ZM162 11H163V10H162ZM177 11H178V10H177ZM188 11H189V10H188ZM201 11H202V10H201ZM213 11H214V10H213ZM213 11H212V10H210V11L208 10L207 12H209V14H210V12L212 13ZM241 11H240V12H241ZM8 12H9V11H8ZM15 12H17V11H15ZM18 12H19V11H18ZM84 12H85V11H84ZM106 12H108V11H106ZM157 12H158V11H157ZM164 12H166V10H164ZM182 12H183V11H182ZM191 12H192V14L189 15V16L192 17L193 12H196V8H195L194 11H191ZM198 12H199V11H198ZM205 12H206V11H204V14L208 15V14L205 13ZM215 12H216V9H215ZM232 12H233V11H232ZM245 12H246V11H245ZM21 13H22V12H21ZM26 13H27V12H26ZM32 13H33V11H32ZM90 13H91V12H90ZM162 13H163V12H162ZM177 13H178V12H177ZM187 13H188V12H187ZM187 13H185V14L187 15ZM189 13H190V11H189ZM200 13H201V12H200ZM202 13H203V11H202ZM202 13H201V14H202ZM223 13H225V12H223ZM223 13H222V14H223ZM227 13H228V12H227ZM230 13H231V12H230ZM236 13H237V11H236ZM247 13H248V12H247ZM6 14H7V12H6ZM6 14H5V15H6ZM9 14H11V13H9ZM28 14H30V13H27V15H28ZM36 14H37V13H36ZM129 14H130V13H129ZM135 14H136V12H135ZM142 14H143V13H142ZM145 14H146V13H145ZM153 14H154V13H153ZM158 14H159V13H158ZM172 14H173V13H172ZM178 14H179V13H178ZM178 14H177V15H178ZM196 14H197V12H196ZM214 14H216V13L213 12L212 15H214ZM217 14H218V13H217ZM241 14H242V13H241ZM15 15H17V14H15ZM103 15H104V14H103ZM149 15H151V14H149ZM169 15H170V14H169ZM194 15H195V13H194ZM219 15H220V13L218 14V16H219ZM225 15H226V14H225ZM228 15H229V14H228ZM230 15L233 16V14H230ZM7 16H8V15H7ZM12 16H13V15H12ZM12 16L10 15V17H12ZM21 16H22V15H21ZM23 16H24V15H23ZM34 16H35V11H34V15H33L32 17H34ZM37 16H38V15H37ZM104 16L106 17L107 14L104 15ZM153 16H154V15H153ZM164 16H165V15H164ZM183 16H184V17H183ZM189 16H188V17H189ZM198 16H200V15H198ZM223 16H224V15H223ZM223 16H220V18L223 17ZM234 16H235V15H234ZM238 16H239V15H238ZM0 17H1V15H0ZM38 17H39V16H38ZM82 17H83V16H82ZM107 17H108V16H107ZM129 17H130V16H129ZM142 17H143V16H142ZM151 17H152V16H151ZM173 17H176V16H173ZM177 17H178V16H177ZM180 17L184 18V20L188 18V17L185 18V15H183V13H182V16H180ZM180 17H179V18H180ZM191 17H190V18H191ZM206 17H207V16H206ZM206 17H205V18H206ZM212 17H213V16H211V19L214 18V17H213V18H212ZM241 17H244V16H241ZM246 17H247V16H246ZM70 18H71V17H70ZM70 18H69V19H70ZM159 18H160V17H159ZM179 18H178V19H179ZM182 18H180V19H182ZM190 18H189V20H191ZM193 18L195 19L196 17L193 16ZM193 18H192V19H193ZM197 18L200 19V17H197ZM218 18H219V17H218ZM220 18H219V26L222 25V24L220 25V20H221ZM8 19H9V18H8ZM8 19H7V20H8ZM13 19H14V18H13ZM13 19H11V20H13ZM18 19H20V18H18ZM25 19H27V17H26ZM30 19H31V18H30ZM46 19H47V18H46ZM78 19H79V18H78ZM95 19H96V18H95ZM109 19H110V18H109ZM141 19H142V18H141ZM148 19H149V18H148ZM154 19H155V17H154ZM154 19H153V20H154ZM164 19H165V18H164ZM199 19H198L197 21H199ZM207 19H209V15H208V18H207ZM211 19H210V20H211ZM225 19H226V17H225V18L223 17L222 20H225ZM14 20H15V19H14ZM20 20H21V19H20ZM32 20H33V19H32ZM32 20H31V21H32ZM80 20H81V19H80ZM106 20H107V19H106ZM113 20H114V19H112V21H113ZM158 20H159V19H158ZM175 20H176V19H175ZM182 20H183V19H182ZM195 20H196V19H195ZM210 20H207V21H210ZM213 20H214V19H213ZM216 20H218V19H217V16H216V19H215L214 21H216ZM227 20H228V19H227ZM230 20H231V19H230ZM2 21H3V20H2ZM4 21H5V20H4ZM16 21H17V20H16ZM16 21H14L13 24H15ZM24 21H26V20H24ZM31 21H30V22H31ZM37 21H38V19H37ZM147 21H150V20H147ZM192 21H194V20H192ZM192 21H191V22H192ZM200 21H201V20H200ZM214 21H213V23H214ZM231 21H232V20H231ZM231 21H230V22H231ZM5 22H6V21H5ZM8 22H9V21H8ZM73 22H74V21H73ZM77 22H78V21H77ZM103 22H104V21H103ZM137 22H138V21H137ZM143 22H144V21H143ZM143 22H142V23H143ZM145 22H146V21H145ZM157 22H158V21H157ZM177 22H179V21H177ZM177 22L175 21V22H173V23L175 24V23H177ZM183 22H184V21H183ZM186 22H187V21H185L184 23H186ZM216 22H217V21H216ZM10 23H11V22H10ZM10 23H7V24H10ZM21 23H22V22H21ZM23 23H24V22H23ZM37 23H38V22H37ZM39 23H40V22H39ZM41 23H42V21H41ZM111 23H112V22H111ZM148 23H149V22H148ZM181 23H182V22H181ZM188 23H190V22H188ZM192 23H193V22H192ZM202 23H203V22H202ZM205 23H206V22H205ZM210 23H211V22H210ZM223 23H224V22H223ZM226 23H229V22L226 21ZM226 23H225V25H227V28L229 29L228 26H230V25H228V24H226ZM1 24H2V23H1ZM18 24H19V23H18ZM47 24H48V23H47ZM73 24H74V23H73ZM76 24H77V23H76ZM103 24H104V23H103ZM103 24H102V25H103ZM135 24H136V23H135ZM159 24H160V23H159ZM159 24H158V25H159ZM162 24H163V23H162ZM164 24H165V23H164ZM215 24H216V23H215ZM233 24H234V23H232V26H233ZM23 25H24V24H23ZM42 25H43V24H42ZM121 25H122V24H121ZM182 25H183V23H182ZM200 25H201V23H199V26H200ZM206 25H207V24H206ZM9 26H11V25H9ZM12 26H13V25H12ZM14 26H15V25H14ZM32 26H33V25H32ZM32 26H31V27H32ZM135 26H136V25H135ZM138 26H140V25H138ZM147 26H148V25H147ZM161 26H162V25H161ZM161 26H160V28H161ZM171 26H172V25H171ZM176 26H179V25L177 24ZM185 26H186V25H185ZM187 26H188V25H187ZM190 26H191V25H190ZM195 26H196V25H194L193 28H194ZM208 26H210V25H208ZM208 26H207V27H208ZM211 26H213V25H211ZM232 26H230V27H232ZM100 27H101V26H100ZM106 27H107V26L105 25V28H106ZM150 27H151V26H150ZM155 27H156V26H155ZM182 27H183V26H182ZM191 27H192V26H191ZM205 27H206V26H205ZM222 27L225 28V26H222ZM222 27H221V28H222ZM6 28H7V27H6ZM111 28H112V27H111ZM118 28H119V27H118ZM146 28H147V27H146ZM173 28H174V27H173ZM186 28H187V27H186ZM186 28H182V29H185V30H186ZM213 28H214V30L217 29L216 26H215V27L213 26ZM215 28H216V29H215ZM232 28H233V27H232ZM232 28H231V29H232ZM237 28H238V27H237ZM7 29H8V28H7ZM10 29H11V28H10ZM13 29H14V28H13ZM16 29H17V28H16ZM32 29H33V28H32ZM38 29H39V28H38ZM99 29H100V28H99ZM106 29H107V28H106ZM151 29H152V28H151ZM158 29H159V28H158ZM162 29H164V28H162ZM197 29H199V28L197 27ZM207 29H208V28H207ZM3 30H5V29H3ZM47 30H48V29H47ZM133 30H134V29H132V31H133ZM137 30H138V29H137ZM180 30H181V29H180ZM188 30H190V28H189ZM194 30H195V29H194ZM200 30H202V29H200ZM210 30L212 31V28H211ZM204 31H205V30H204ZM206 31H207V30H206ZM206 31H205V32H206ZM208 31H209V29H208ZM208 31H207L206 33H210V32H208ZM219 31H220V30H219ZM224 31H225V30H224ZM224 31H223V32H224ZM230 31H231V30H230ZM230 31H226V32L231 33V32H233V31H235V30H233V31H231V32H230ZM239 31H240V30H239ZM254 31H255V30H254ZM259 31H260V30H259ZM3 32H4V31H3ZM193 32H194V31H193ZM196 32L198 33L199 31L196 30ZM200 32H201V31H200ZM202 32H203V31H202ZM223 32H220V33H223ZM6 33H7V32H6ZM135 33H137V32H135ZM216 33H217V32H216ZM240 33H241V32H240ZM253 33H254V32H253ZM169 34H170V33H169ZM185 34H187V33H185ZM210 34H211V33H210ZM210 34H209V35H210ZM235 34H236V32H235ZM235 34H233V35H235ZM1 35H2V34H1ZM3 35H4V34H3ZM121 35H122V34H121ZM133 35H134V34H133ZM191 35H192V37H194V36H196L197 34H195V35L191 34ZM199 35H200V34H199ZM204 35H205V33H204ZM212 35H214V34L212 33V34H211V37H212ZM216 35H217V34H216ZM228 35H229V34H228ZM239 35H240V34H239ZM243 35H244V34H243ZM243 35H242V36H243ZM134 36H135V35H134ZM230 36H232V35H230ZM237 36H238V35L236 34L235 37H237ZM131 37H132V36H131ZM168 37H169V36H168ZM181 37H182V36H181ZM190 37H191V36H190ZM192 37H191V38H192ZM202 37H206V36H202ZM209 37H210V36H209ZM218 37H220V35H219ZM218 37H216V38H218ZM246 37H247V36H246ZM259 37H260V34H259ZM132 38H133V37H132ZM135 38H136V37H135ZM143 38H144V37H143ZM195 38H196V37H195ZM206 38H208V36H207ZM216 38H215V41H217ZM223 38H224V40H225V37H223ZM238 38H242V37H239V36H238L237 39H238ZM152 39H153V38H152ZM193 39H194V38H192V40H193ZM221 39H222V38H221ZM1 40H2V39H1ZM129 40H130V39H129ZM146 40H147V39H146ZM189 40H190V39H189ZM228 40H229V39H228ZM238 40H239V39H238ZM243 40H244V39H243ZM254 40H255V39H254ZM262 40H264V39H262ZM152 41H153V40H152ZM161 41H162V40H161ZM161 41H159V42H161ZM176 41H177V40H176ZM201 41H203V40L201 39ZM204 41H205V39H204ZM204 41H203V42H204ZM208 41H209V40H208ZM248 41H249V39H248ZM248 41H246V42H248ZM172 42H173V41H172ZM190 42H191V41H190ZM193 42H194V41H193ZM197 42H198V41H197ZM197 42H196V43H197ZM199 42H200V41H199ZM209 42H210V41H209ZM213 42H214V40H213ZM246 42H244V43H246ZM251 42H254V41H251ZM258 42H259V41H258ZM263 42H264V41H263ZM133 43H134V42H133ZM166 43H167V42H165V44H166ZM188 43H189V42H188ZM211 43H212V41H211ZM128 44H129V43H128ZM145 44H146V43H145ZM150 44H152V43H150ZM160 44H161V43H160ZM172 44H173V43H172ZM182 44H183V43H182ZM182 44H181V45H182ZM192 44H194V43H192ZM201 44H202V43H200V46L203 45V44H202V45H201ZM205 44H206V41H205ZM257 44H258V43H257ZM257 44H256V45H257ZM3 45H4V44H3ZM3 45H2V46H3ZM134 45H135V44H134ZM134 45H133V46H134ZM154 45H155V44H154ZM188 45H189V47L191 46L190 43H189ZM188 45H187V46H188ZM206 45H207V44H206ZM208 45H209V44H208ZM208 45H207V46H208ZM263 45H264V44H263ZM145 46H146V45H145ZM145 46H144V47H145ZM157 46H158V45H157ZM163 46H164V45H163ZM173 46H174V45H173ZM175 46H176V45H175ZM187 46H186V47H187ZM192 46H193V45H192ZM192 46H191V47H192ZM231 46H233V45H231ZM238 46L240 47V45H238ZM238 46L236 45V47H238ZM242 46H243V45H242ZM250 46H252V44H251ZM250 46H249V47H250ZM258 46H259V45H258ZM136 47H137V48H136ZM136 47H135V51H136V49H139V48H138L139 46H136ZM140 47H141V46H140ZM164 47H165V46H164ZM176 47H177V46H176ZM176 47H174V49H175ZM191 47H190V48H191ZM196 47H197V44H196ZM261 47H262V45H261ZM263 47H264V46H263ZM141 48H142V47H141ZM177 48H178V47H177ZM179 48H180V47H179ZM192 48H194V46H193ZM197 48H198V47H197ZM199 48H200V47H199ZM199 48H198V50H200ZM202 48H205V46L202 47ZM240 48H241V47H240ZM243 48H244V46H243ZM252 48H253V46H252ZM157 49H158V48H157ZM255 49H256V47H255ZM257 49H258V48H257ZM259 49H260V48H259ZM259 49H258V50H259ZM132 50H133V49H132ZM175 50H176V49H175ZM187 50H188V49H187ZM202 50H203V49H202ZM229 50H230V49H229ZM231 50H232V49H231ZM246 50H247V48H246ZM248 50H249V49H248ZM248 50H247V51H248ZM263 50H264V48H263ZM140 51H141V50H140ZM169 51H170V50H169ZM171 51H172V50H171ZM181 51H183V50L181 49ZM190 51H191V50H190ZM227 51H228V50H227ZM227 51H226L225 53H227ZM233 51H234V50H233ZM242 51H243V50H242ZM249 51H250V50H249ZM249 51H248V53L251 52V54L253 55V51H255V50H253V51L251 50L250 52H249ZM256 51H257V50H256ZM138 52H139V51H138ZM154 52H155V51H154ZM167 52H168V51H167ZM179 52H180V51H179ZM179 52H178V53H179ZM186 52H187V51H186ZM195 52H197V50H196ZM195 52H194V53H195ZM261 52H262V50H261ZM261 52L259 51L260 54H261ZM115 53H116V52H115ZM141 53H142V52H141ZM148 53H150V52H148ZM148 53H147V54H148ZM169 53H170V52H169ZM190 53H192V52H190ZM200 53H201V50H200ZM203 53H204V51H203ZM203 53H202V56H203ZM225 53H224V54H225ZM255 53H258V52H254V54H255ZM144 54H145V53H144ZM163 54H164V52H163ZM167 54H168V53H167ZM174 54H175V53H174ZM198 54H199V53H198ZM204 54H205V53H204ZM213 54H214V53H213ZM216 54H217V53H216ZM230 54H231V52H230ZM230 54H228V55H230ZM238 54H239V53H238ZM244 54H245V53H244ZM263 54H264V53H263ZM150 55H151V54H150ZM156 55H157V53H156ZM159 55H161V54H159ZM171 55H172V54H171ZM178 55H179V54H178ZM178 55H176L177 58H179ZM231 55H232V54H231ZM231 55H230V56H231ZM233 55H234V54H233ZM233 55H232V56H233ZM242 55H243V54H242ZM252 55H250V57H251ZM258 55H259V54H258ZM258 55H257V57H258ZM198 56H199V55H198ZM209 56H210V55H209ZM211 56H213L212 53H211ZM236 56H237V55H236ZM236 56H235V57H236ZM245 56H246V55H245ZM255 56H256V55H255ZM260 56H261V55H259V59L263 61V64H262L261 62H259L258 60H257V61H258V63H260V64H262V65L264 66V60H263L262 58H260ZM166 57H168V56H166ZM173 57H175V56H173ZM183 57H184V56H183ZM183 57L181 56V53H180V59L183 58ZM193 57H194V56H193ZM193 57H192V58H193ZM195 57H196V56H195ZM200 57H201V56H200ZM200 57H199V58H200ZM219 57H220V56H219ZM250 57H248V58H250ZM147 58H148V56H147ZM161 58L163 59V57H161ZM185 58H186V57H185ZM189 58H191V57H189ZM192 58H191V60H192ZM199 58H197V59H199ZM213 58H214V57H213ZM215 58H216V57H215ZM215 58H214V60H215ZM224 58H225V57H224ZM236 58H237V57H236ZM236 58H235V61H236ZM254 58H255V57H253V59H254ZM162 59H161V61H162ZM165 59H166V58H165ZM168 59H169V58H168ZM174 59H175V58H174ZM174 59H173V60H172V59H169L168 61L172 60V62H170V63L172 64L173 61H174ZM202 59H203V58H202ZM202 59H200V61H201ZM240 59H241V58H240ZM240 59H238V60L240 61ZM257 59H258V58H257ZM177 60H178V59H177ZM184 60H186V59H183V61H184ZM221 60H223L222 57H221ZM224 60H225V59H224ZM233 60H234V59H233ZM238 60H237V61H238ZM244 60H247V59L244 58ZM244 60H243V61H244ZM165 61H167V60H165ZM175 61H176V60H175ZM175 61H174V63H175ZM180 61H181V60H180ZM186 61H188V60H186ZM186 61H185V63H186ZM193 61L195 62V59H193L192 62H193ZM202 61H203V60H202ZM206 61H207V60H206ZM206 61H204L205 64H206ZM217 61H219V60H217ZM251 61H253V60H251ZM257 61H256V63H257ZM176 62H178V61H176ZM194 62H193V64H194ZM204 62H203V64H204ZM208 62H209V60H208ZM245 62H246V61H245ZM248 62H249V61H248ZM157 63H158V61H157ZM170 63H169V64H170ZM174 63H173V64H174ZM179 63L181 64V62H179ZM185 63H183L182 65H184ZM188 63H189V62H188ZM226 63H227V62H226ZM162 64H163V63H162ZM193 64H190L191 67H192ZM195 64H197V63H195ZM205 64H204V66H203V65H202V66L205 67ZM210 64H211V63H210ZM220 64H222V63L220 62ZM236 64H237V62H236ZM236 64H235V65H236ZM242 64H243V63H242ZM246 64H247V63H246ZM249 64H250V63H249ZM251 64H252V66H253L254 63L252 62ZM174 65H176V63H175ZM178 65H179V64H178ZM178 65H177V66H178ZM211 65H212V64H211ZM218 65H219V64H218ZM239 65H240V63H239ZM258 65H259V64H258ZM148 66H149V65H148ZM148 66H147V67H148ZM159 66H160V65H159ZM159 66H158V68H159ZM162 66H163V65H162ZM164 66H165V64H164ZM166 66H167V65H166ZM166 66H165V68H166ZM179 66H180V65H179ZM187 66H188V64H187ZM206 66H207V65H206ZM212 66H213V65H212ZM224 66H226V65L224 64ZM236 66H237V65H236ZM240 66H241V65H240ZM254 66H255V64H254ZM254 66H253V69L256 68V67H254ZM259 66H260V65H259ZM168 67H169V66H168ZM184 67H185V66H184ZM193 67H194V66H193ZM195 67H196V66H195ZM213 67H214V66H213ZM216 67H217V66H216ZM216 67H215V68H216ZM222 67H223V65H222ZM228 67H230V66H228ZM150 68H151V67H150ZM163 68H164V67H163ZM182 68H183V67H182ZM186 68H187V67H186ZM201 68H202V67H201ZM215 68H214V69H215ZM219 68H221V67H219ZM232 68H233V67H232ZM244 68L246 69V67H244ZM250 68H252V67L250 66ZM257 68H258V67H257ZM257 68H256V69H257ZM122 69L124 70V68H122ZM148 69H149V68H148ZM170 69H171V68H170ZM174 69H177V68H174ZM174 69H173V71H174ZM190 69H191V68H190ZM242 69H243V68H242ZM242 69H240V70H242ZM245 69H244V70H245ZM259 69H261L260 71L264 70V69L262 68V66H261ZM259 69H257V75H258V72H259L258 70H259ZM120 70H121V68H120ZM164 70H165V69H164ZM186 70H188V68H187ZM192 70H193V69H192ZM195 70H196V69H195ZM195 70H194V71H195ZM208 70H209V68H208ZM217 70H218V72L220 71V69H218V68H217ZM223 70H224V69H223ZM226 70H228V68H227ZM238 70H239V69H237V71H238ZM121 71H122V70H121ZM175 71H176V70H175ZM194 71H193V72H194ZM199 71H200V70H199ZM203 71H204V70H203ZM230 71H232V73L234 72L232 69H231ZM235 71H236V70H235ZM248 71H250V70H248ZM248 71H247V72H248ZM254 71H255V69H254ZM142 72H143V71H142ZM161 72H162V71H161ZM168 72H169V71H168ZM197 72H198V70H197ZM214 72H215V71H214ZM214 72H212V73L214 74ZM239 72H240V71H239ZM241 72H242V71H241ZM243 72H244V71H243ZM245 72H246V71H245ZM247 72L245 73L246 75H247ZM252 72H253V71H252ZM255 72H256V71H255ZM122 73H123V72H122ZM146 73H147V72H146ZM148 73H149V72H148ZM152 73H153V72H152ZM158 73H159V71H158ZM164 73H165V72H164ZM169 73H171V72H169ZM182 73H183V71L181 72V74H182ZM191 73H192V72H191ZM205 73H206V72H205ZM209 73H210V71H209ZM232 73H231V74H232ZM234 73H235V72H234ZM263 73H264V72L262 71V75H261L262 78H261V79L264 78V77H263ZM118 74H119V73H118ZM155 74H157V73H155ZM155 74H154V76H155ZM162 74H163V72H162ZM166 74H167V73H166ZM173 74H175V73H172V77H173ZM184 74H185V73H184ZM192 74H193V73H192ZM201 74H202V73H201ZM201 74H200V75H201ZM210 74H211V73H210ZM248 74H249V72H248ZM251 74H253V73H251ZM255 74H256V73H255ZM255 74H253V75L255 76ZM139 75H140V74H139ZM147 75H148V74H147ZM151 75H152V74H151ZM157 75H159V74H157ZM163 75H164V74H163ZM167 75H168V74H167ZM175 75H176V74H175ZM185 75H186V74H185ZM195 75H196V74H195ZM197 75H198V74H197ZM203 75H204V73H203ZM217 75H218V73H217ZM224 75H226V74H224ZM246 75H245V76H246ZM119 76H120V75H119ZM144 76H145V75H144ZM159 76H160V75H159ZM192 76H193V75H192ZM201 76H202V75H201ZM228 76H229V75H228ZM230 76H231V75H230ZM230 76H229V77H230ZM236 76H237V75H236ZM120 77H121V76H120ZM146 77H147V76H146ZM170 77H171V76H170ZM181 77H182V76H181ZM199 77H200V76H199ZM213 77H214V76H213ZM213 77H211V78L213 79ZM220 77H221V76H220ZM232 77H233V75H232ZM252 77H253V76H252ZM252 77H251V79H252ZM259 77H260V74H259ZM259 77H257V78H259ZM123 78H124V77H123ZM197 78H198V77H197ZM203 78H205V76H204ZM124 79H125V78H124ZM128 79H129V78H128ZM128 79H127V80H128ZM141 79H144V78H141ZM148 79H149V78H148ZM150 79H151V78H150ZM174 79H175V78H174ZM178 79H179V76H178ZM178 79H175V81H177ZM180 79H181V78H180ZM180 79H179V80H180ZM183 79H184V77H183ZM191 79L193 80L192 77H191ZM199 79L203 81V79H201V78H199ZM228 79H229V78H228ZM233 79H234V78H233ZM161 80H162V78H161ZM169 80H170V79H169ZM179 80L177 81V83L179 82ZM222 80H223V79H222ZM225 80H227V79H225ZM231 80H232V79H231ZM231 80H230V82H231ZM239 80H240V81H239V83H240V82H241V77H240ZM249 80H250V79H249ZM254 80H255V79H254ZM257 80H258V79H257ZM259 80H260V79H259ZM120 81H121V79H120ZM122 81H123V80H122ZM156 81H157V80H156ZM180 81H182V80H180ZM184 81H186V80H184ZM217 81H218V79H217L216 81H214L212 85H214L215 82H217ZM237 81H238V80H237ZM237 81H236V82H237ZM242 81H243V80H242ZM247 81H248V80H247ZM247 81H246V82H247ZM262 81L264 82V79H263ZM123 82H124V81H123ZM129 82H130V81H129ZM139 82H140V81H139ZM152 82H153V81H152ZM206 82H207V81H206ZM223 82H225V81L223 80ZM233 82H235V80H234ZM236 82H235L234 84H236ZM243 82H244V81H243ZM248 82H250V81H248ZM253 82H255V81H253ZM258 82H259V81H257V83H258ZM144 83H145V82H144ZM159 83H160V82H159ZM162 83H163V81H162ZM187 83H188V81H187ZM191 83H194V80H193V82H191ZM196 83H197V82H196ZM239 83H238V84H239ZM124 84H125V83H122V82H121V85L124 86ZM133 84H134V83H133ZM133 84H132V85H133ZM140 84H141V83H140ZM166 84H167V83H166ZM182 84H183V83H182ZM206 84H207V83H206ZM223 84H224V83H223ZM225 84H226V83H225ZM241 84H242V83H241ZM245 84H247V83H245ZM249 84H250V83H249ZM262 84H263V83H262ZM196 85H197V84H196ZM196 85L194 84L195 87H196ZM208 85H209V84H208ZM208 85H207V86H208ZM217 85H218V84H217ZM226 85H227V84H226ZM228 85H229V84H228ZM231 85H232V84H231ZM239 85H240V84H239ZM257 85H258V84H257ZM260 85H261V82H260ZM260 85H259V86H260ZM125 86L127 87V84H126ZM128 86H129V85H128ZM163 86H164V85H163ZM165 86H166V85H165ZM176 86H177V85H176ZM179 86H180V85H179ZM232 86H233V85H232ZM235 86H236V85H235ZM250 86H251V85H250ZM250 86H249V87H250ZM259 86H256V87H259ZM167 87H169V86H167ZM167 87H166V88H167ZM197 87H199V86H197ZM215 87H216V86H214V88H215ZM218 87H220V86H218ZM244 87H245V86H244ZM172 88H173V86H172ZM175 88H176V87H175ZM178 88H179V87H178ZM210 88H211V87H210ZM225 88H226V87H225ZM237 88H238V87H236V90H237ZM247 88H248V87H247ZM247 88H246V89H247ZM129 89H130V88H129ZM159 89H160V88H159ZM159 89H158V90H159ZM173 89H174V88H173ZM193 89H194V88H193ZM193 89H192V90H193ZM212 89H213V87H212ZM223 89H224V88H223ZM250 89H251V88H250ZM253 89H254V88H253ZM255 89H257V88H255ZM125 90H126V89H125ZM140 90H141V89H140ZM155 90H156V89H155ZM158 90H157V91H158ZM160 90H161V89H160ZM165 90H168V89H165ZM179 90H180V89H179ZM182 90H184V89H182ZM194 90H195V89H194ZM214 90H215V89H214ZM214 90H213V91H214ZM231 90H232V88H231ZM239 90H240V88H239ZM243 90H244V89H243ZM261 90H262V89H261ZM263 90H264V89H263ZM123 91H124V90H123ZM138 91H139V89H138ZM196 91H197V89H196ZM210 91L212 92V90H210ZM233 91H234V90H233ZM249 91H250V90H249ZM251 91H252V90H251ZM254 91H255V90H254ZM146 92H147V91H146ZM154 92H155V91H154ZM158 92H159V91H158ZM176 92H177V91H176ZM178 92H179V91H178ZM194 92H195V91H194ZM202 92H203V91H202ZM234 92H236V91H234ZM130 93H131V92H130ZM143 93H144V92H143ZM205 93H206V92H205ZM236 93H237V92H236ZM261 93H262V92H261ZM261 93H256V92H255V94H258V95H260ZM153 94H154V93H153ZM160 94H161V93H160ZM168 94H169V93H168ZM171 94H172V93H171ZM182 94H183V93H182ZM238 94H239V93H238ZM252 94H254V92H253ZM194 95H196V93H195ZM199 95H200V93H199ZM236 95H237V94H236ZM239 95H240V94H239ZM241 95H242V97H243L244 93H242ZM261 95H262V94H261ZM157 96H158V95H157ZM164 96H165V95H164ZM196 96H197V95H196ZM201 96H202V95H201ZM217 96H218V94H217ZM234 96H235V95H234ZM249 96H250V94H249ZM160 97H161V96H160ZM166 97H167V94H166ZM203 97H204V96H203ZM222 97H223V96H222ZM251 97H252V95H251ZM263 97H264V96H263ZM161 98H162V97H161ZM161 98H160V99H161ZM164 98H165V97H164ZM220 98H221V97L219 96V99H220ZM260 98H261V96H260ZM168 99H169V98H168ZM182 99H183V98H182ZM200 99H201V97H200ZM217 99H218V97H217ZM224 99H225V98H224ZM234 99H235V98H234ZM249 99H250V98H249ZM256 99H257V98H255V100H256ZM263 99H264V98H263ZM165 100H166V99H165ZM172 100H173V99H172ZM187 100H188V98H187ZM191 100H192V99H191ZM227 100H228V99H227ZM230 100H231V99H230ZM252 100H253V99H252ZM260 100H261V99H260ZM125 101H126V100H125ZM166 101H167V100H166ZM168 101H170V99H169ZM168 101H167V102H168ZM192 101H193V100H192ZM206 101H207V99H206ZM206 101H204V102L207 103ZM208 101H210L209 98H208ZM219 101H220V100H219ZM231 101H232V100H231ZM243 101H245V100H243ZM256 101H257V100H256ZM263 101H264V100H263ZM263 101H262V102H263ZM167 102H166V103H167ZM197 102H198V101H197ZM204 102H203V103H204ZM221 102H222V101H221ZM221 102H220L219 104H221ZM229 102H230V101H229ZM229 102H228V103H229ZM249 102H251V101H249ZM249 102H248V103H249ZM173 103H174V102H173ZM180 103H182V101H181ZM223 103H225L224 100H223ZM230 103H231V102H230ZM233 103H234V102H233ZM255 103H257V102H255ZM108 104H109V103H108ZM156 104H157V103H156ZM156 104H155V105H156ZM167 104H168V103H167ZM194 104H195V103H194ZM214 104H215V103H214ZM237 104H238V103H237ZM258 104H259V103H258ZM258 104H257V105H258ZM171 105H173V104H171ZM176 105H177V104H176ZM234 105H235V104H234ZM234 105H233V106H234ZM252 105H253V104H252ZM254 105H255V104H254ZM260 105H261V104H260ZM111 106H112V103H111ZM113 106H114V105H113ZM113 106H112V107H113ZM133 106H134V105H133ZM152 106H154V105H152ZM173 106H175V105H173ZM180 106H182V105H180ZM195 106H196V105H195ZM219 106H220V105H219ZM233 106H232V107H233ZM249 106H250V105L248 104V106H247L246 108H249ZM261 106H264V105L262 104ZM102 107H103V106H102ZM102 107H101V108H102ZM171 107H172V106H171ZM177 107H178V106H177ZM242 107H243V106H242ZM251 107H252V106H251ZM173 108H174V107H173ZM186 108H188V107H186ZM193 108H194V107H193ZM206 108H207V107H206ZM208 108H209V106H208ZM236 108H237V107H236ZM258 108H259V107H258ZM263 108H264V107H263ZM84 109H85V108H84ZM93 109H94V108H93ZM93 109H92V110H93ZM154 109H155V108H154ZM191 109H192V108H191ZM204 109H205V108H203V111H204ZM211 109L213 110L214 107L211 108ZM252 109H253V108H252ZM260 109H261V108H260ZM85 110H86V109H85ZM85 110H83V111H85ZM87 110H88V109H87ZM193 110H194V109H193ZM197 110H199V109H197ZM212 110H211V112H212ZM249 110H250V109H249ZM254 110H255V109H254ZM257 110H258V109H257ZM201 111H202V110H201ZM205 111H206V110H205ZM208 111H209V110H208ZM172 112H173V111H172ZM193 112H194V111H193ZM199 112H200V111H199ZM216 112H217V109H216ZM218 112H219V111H218ZM260 112H261L262 114H264L263 111L260 110ZM83 113H84V112H83ZM83 113H82V114H83ZM86 113H87V112H86ZM100 113H101V112H100ZM195 113H196V112H195ZM197 113H198V112H197ZM222 113H223V112H222ZM248 113H249V112H248ZM251 113H252V112H251ZM78 114H79V113H78ZM82 114H81L80 117H82ZM108 114H109V113H108ZM205 114H206V113H205ZM211 114H212V113H211ZM242 114H243V113H242ZM253 114H254V113H253ZM257 114H259V112H257ZM90 115H91V114H89V117H90ZM207 115H209V112H207ZM217 115H218V114H217ZM230 115H231V113H230ZM234 115H235V114H234ZM250 115H251V114H250ZM255 115H256V114H255ZM84 116L86 117L85 114H84ZM101 116H102V115H101ZM101 116H100V117H101ZM198 116L201 117L202 115H198ZM198 116H197V117H198ZM215 116H216V115H215ZM225 116H226V115H225ZM225 116H224V117H225ZM241 116H242V115H241ZM248 116H249V115H248ZM89 117H88V118H89ZM98 117H99V116H98ZM100 117H99V118H100ZM142 117H143V116H142ZM156 117H157V116H156ZM163 117H165V116H163ZM187 117H189V116H187ZM191 117H192V116H191ZM191 117H190V118H191ZM203 117H204V115H203ZM206 117L208 118V116H206ZM209 117H212V116L209 115ZM222 117H223V116H222ZM257 117H258V116H257ZM257 117H255V118H257ZM260 117H261V116H260ZM260 117H259V119H260ZM99 118H98V119H99ZM102 118H103V117H102ZM102 118H101L100 120H102ZM172 118H173V117H172ZM204 118H205V117H204ZM207 118H206V119H207ZM229 118H230V117H229ZM234 118H235V117H234ZM245 118H248V117L246 116ZM252 118H253V117H252ZM263 118H264V117H263ZM83 119H84V118H82V119H80V120H83ZM188 119H189V118H188ZM208 119H209V118H208ZM212 119H213V118H212ZM221 119H222V118H221ZM248 119H249V118H248ZM80 120H76V123H77L78 121H80ZM96 120H97V119H96ZM100 120H99V122H100ZM127 120H128V119H127ZM157 120H158V119H157ZM194 120H195V119H194ZM218 120H220V118H219ZM244 120H245V119H244ZM244 120H243V121H244ZM250 120H252V119L250 118ZM83 121H84V120H83ZM97 121H98V120H97ZM97 121H96V122H97ZM160 121H161V120H160ZM199 121H200V120H199ZM199 121H198V122H199ZM203 121H204V120H203ZM203 121L201 120V122H203ZM215 121L217 122V120H215ZM224 121H225V120H224ZM253 121H254V120H253ZM81 122H82V121H80V122H78V123L81 124ZM85 122H86V121H85ZM88 122H89V121H88ZM91 122H92V121H91ZM91 122H90V123H91ZM93 122H95V120H94ZM96 122H95V123H96ZM119 122H120V121H119ZM175 122H177V121L175 120ZM189 122H190V121H189ZM189 122L187 121V123H189ZM195 122H197V120H196ZM201 122H200V124H201ZM209 122H210V120H209ZM211 122H213V121H211ZM250 122H251V121H250ZM262 122H263V119H262ZM73 123H75V122H73ZM78 123H77V124H78ZM86 123H87V122H86ZM86 123H85V124H86ZM90 123H89V124L87 123L88 126H89V125H91V126L96 125V124H94V123H93V125L90 124ZM100 123H101V122H100ZM259 123H260V122H259ZM259 123H258V124H259ZM80 124H78V125H80ZM97 124H98V122H97ZM105 124H106V122H105ZM129 124H130V123H129ZM170 124H171V123H170ZM172 124H173V123H172ZM192 124H193V123H192ZM198 124H199V123H198ZM2 125H3V124H2ZM75 125H76V124H75ZM140 125H141V124H140ZM187 125H188V124H187ZM227 125H228V124H227ZM248 125H249V124H248ZM260 125H261V124H260ZM80 126H81V125H80ZM98 126H99V124H98ZM98 126L96 125V127H98ZM100 126H102V125H100ZM108 126H109V125H108ZM108 126H107V128H108ZM173 126H174V125H173ZM204 126H205V125H204ZM212 126H213V125H212ZM232 126H233V125H232ZM253 126H254V124H253ZM44 127H45V126H44ZM78 127H79V126H78ZM96 127H95V128H96ZM103 127H104V126H103ZM113 127H115V126H113ZM118 127H119V126H118ZM126 127H127V126H126ZM130 127H131V125H130ZM191 127H192V126H191ZM260 127H261V126H260ZM27 128H28V127H27ZM31 128H32V127H31ZM34 128H35V127H34ZM80 128H81V127H80ZM90 128H91V127H90ZM93 128H94V127H93ZM116 128H117V126H116ZM128 128H129V127H128ZM128 128H127V129H128ZM171 128H172V127H171ZM215 128H216V127H215ZM250 128H252V127H250ZM63 129H64V128H63ZM73 129H76V128H73ZM91 129H92V128H91ZM103 129H104V128H103ZM105 129H106V128H105ZM192 129H193V128H192ZM206 129H207V128H206ZM257 129H258V128H256V130H257ZM32 130H33V133H34L35 130H37V128H36V129H33V128H32ZM66 130H67V129H66ZM70 130H71V129H70ZM88 130H89V129H88ZM113 130H114V129H113ZM132 130H134V129L132 128ZM153 130H154V129H153ZM161 130H162V129H161ZM167 130H168V129H167ZM180 130H181V129H180ZM252 130L254 131V127H253ZM39 131H41V129L38 130V132L36 131L35 133H36V134L38 133V134L40 135V133H41L42 131H41V132H39ZM64 131H65V130H64ZM72 131L75 132L76 130H72ZM72 131H70V132H72ZM96 131H97V130H95V132H96ZM137 131H138V130H137ZM164 131H165V130H164ZM220 131H221V130H220ZM240 131H241V130H240ZM65 132H66V131H65ZM65 132H64V136L66 137V136H67V134H66L67 132H66V133H65ZM98 132H101V131L98 129ZM213 132H214V131H213ZM223 132H224V131H223ZM261 132H262V131H261ZM261 132H260V133H261ZM29 133L31 134L32 132H29ZM35 133H34V134H35ZM72 133H73V132H72ZM103 133H104V132H103ZM133 133H134V132H133ZM159 133H160V132H159ZM188 133H189V132H188ZM65 134H66V135H65ZM68 134H69V132H68ZM78 134H79V133H78ZM82 134H84V133H82ZM95 134H96V133H95ZM135 134H136V133H135ZM135 134H134V135H135ZM138 134H139V132H138ZM155 134H156V133H155ZM184 134H185V133H184ZM233 134H234V133H233ZM258 134H259V133H258ZM39 135H38V136H39ZM88 135H89V134H88ZM98 135H99V133H98ZM105 135H106V134H105ZM105 135H104V136H105ZM185 135H186V134H185ZM205 135H206V134H205ZM240 135H241V134H240ZM244 135H245V134H244ZM249 135H251V134H249ZM262 135H263V134H261V137H263ZM41 136H42V134H41ZM41 136H40V139H41ZM44 136H45V135H44ZM100 136H102V135H99V137H100ZM145 136H146V135H145ZM147 136H148V135H147ZM176 136H177V135H176ZM179 136H180V135H179ZM215 136H216V135H215ZM252 136H253V135H252ZM65 137H64V138H65ZM74 137L76 138V136H74ZM89 137H91V135H90ZM89 137L85 138L84 141H86V139L88 140ZM121 137H122V136H121ZM254 137H255V136H254ZM17 138H18V137H17ZM44 138H45V137L42 138V139H43L42 142H43V144L45 145V143H44ZM61 138H62V137H61ZM81 138H82V137H81ZM168 138H169V137H168ZM171 138H172V137H171ZM237 138H238V137H237ZM258 138H259V137H258ZM258 138H257V139H258ZM18 139H19V138H18ZM21 139H22V138H21ZM58 139L60 140V138H58ZM99 139H100V138H97V140H99ZM101 139H102V138H101ZM157 139H158V138H157ZM163 139H164V138H163ZM179 139H180V138H179ZM192 139H193V138H192ZM230 139H231V138H230ZM257 139H256V141H257ZM260 139H261V138H260ZM22 140H23V139H22ZM22 140H21V141H22ZM47 140H49V139H47ZM56 140H57V139H56ZM91 140H92V139H91ZM93 140H94V139H93ZM95 140H96V139H95ZM116 140H117V139H116ZM159 140H160V139H159ZM175 140H176V139H175ZM184 140H186V139H184ZM254 140H255V139H254ZM35 141H36V140H35ZM37 141H38V140H37ZM39 141H41V140H39ZM45 141H46V140H45ZM50 141H51V140H50ZM74 141H75V140H74ZM74 141H72V142H74ZM160 141H161V140H160ZM46 142H49V141H46ZM79 142H80V141H78V144H79ZM81 142H82V144L84 143L83 141H81ZM81 142H80V145H81ZM89 142H90V141H89ZM89 142L87 141V145H88ZM93 142H95V141H91V142H90V144H91V145H89L90 147H91V146L94 147V146H93ZM96 142H98V141H96ZM104 142H105V141H104ZM211 142H212V141H211ZM242 142H243V141H242ZM24 143H25V142H24ZM30 143H31V142H30ZM30 143H29V144H30ZM52 143H53V140H52ZM56 143H57V141H56ZM69 143H70V142H69ZM192 143H193V142H192ZM223 143H224V142H223ZM239 143H240V142H239ZM249 143H250V142H249ZM249 143H248V144H249ZM20 144H21V143H20ZM39 144H41V142H40ZM39 144H38V145H39ZM46 144H47V143H46ZM96 144L98 145V143H96ZM96 144H95V145H96ZM99 144H101V143H99ZM108 144H109V142H108ZM141 144H142V143H141ZM151 144H152V143H151ZM208 144H209V143H208ZM255 144H257V143H255ZM260 144H261V143H260ZM38 145H37V146H38ZM47 145H48V147H49V144H47ZM53 145H54V144H53ZM59 145H60V144H59ZM65 145H67V144H65ZM73 145H75V144L73 143ZM73 145H72V146H73ZM123 145H124V144H123ZM154 145H155V144H154ZM160 145H161V144H160ZM250 145H251V144H250ZM252 145H253V144H252ZM258 145H259V144H258ZM39 146H40V145H39ZM45 146H46V145H45ZM61 146H62V145H61ZM63 146H64V145H63ZM67 146H68V145H67ZM69 146H71V143L69 144ZM76 146L78 147L79 145H76ZM85 146H86V145H85ZM101 146H102V145H101ZM129 146H130V145H129ZM133 146H134V145H133ZM133 146H132V147H133ZM137 146H138V145H137ZM152 146H153V145H152ZM176 146H177V144H176ZM178 146H179V144H178ZM183 146H184V145H183ZM205 146H206V145H205ZM227 146H228V144H227ZM256 146H257V145H256ZM48 147H47V148H48ZM79 147H80V146H79ZM82 147H83V146H82ZM90 147H89V148H90ZM153 147H154V146H153ZM153 147H151V148H153ZM164 147H165V146H164ZM184 147H185V146H184ZM186 147H187V146H186ZM190 147H191V146H190ZM235 147H236V146H235ZM253 147H254V146H253ZM52 148H53V147H52ZM55 148H57V147H55ZM55 148H54V149H55ZM61 148H62V147H61ZM63 148H64V147H63ZM63 148H62V149H63ZM66 148H67V147H66ZM66 148H64V149H66ZM74 148H75V147H74ZM80 148H81V147H80ZM182 148H183V147H182ZM30 149H31V148H30ZM43 149H44V147H43ZM71 149H72V148H71ZM76 149H77V148H76ZM91 149H92V148H91ZM93 149H94V148H93ZM93 149H92V150H93ZM95 149H96V148H95ZM127 149H128V148H127ZM127 149H126V150H127ZM166 149H167V148H166ZM206 149H207V147H206ZM248 149H249V148H248ZM1 150H2V149H1ZM55 150H56V149H55ZM72 150H73V149H72ZM74 150H75V149H74ZM74 150H73V152H74ZM87 150H88V149H87ZM87 150H86V151H87ZM97 150H99V152L102 151V150L99 149V148H98ZM119 150H120V149H119ZM133 150H135V149H133ZM168 150H171V148L168 149ZM172 150H174V149H172ZM181 150H182V149H181ZM187 150H188V149H187ZM191 150H192V149H191ZM245 150H246V149H245ZM261 150H262V149H261ZM14 151H15V150H14ZM66 151H67V150H66ZM70 151H71V150H70ZM79 151H80V150H79ZM90 151H91V150H90ZM90 151H89V154H90ZM149 151H150V150H149ZM179 151H180V149L178 150V152H179ZM0 152H2V151H0ZM5 152H6V151H4V153H5ZM54 152H55V151H54ZM58 152H59V151H58ZM60 152H61V151H60ZM67 152H69V151H67ZM67 152H66V153H67ZM75 152H76V150H75ZM75 152H74V153H75ZM95 152H96V151H95ZM99 152H98V153H99ZM165 152H166V150H165ZM167 152H168V151H167ZM167 152H166V153H167ZM169 152H171V151H169ZM169 152H168V153H169ZM176 152H177V151H176ZM257 152H258V151H257ZM10 153H11V152H10ZM49 153H50V152H49ZM51 153H52V152H51ZM79 153H80V152H79ZM92 153H93V152H92ZM109 153H110V152H109ZM163 153H164V152H163ZM168 153H167V154H168ZM243 153H244V152H243ZM83 154H85V153H83ZM86 154H87V153H86ZM94 154H95V153H94ZM94 154H93V156H94ZM125 154H126V153H125ZM172 154H173V152H172ZM174 154H175V153H174ZM174 154H173V155H174ZM238 154H239V153H238ZM241 154H242V153H241ZM261 154H262V153H261ZM261 154H260V155H261ZM0 155H1V154H0ZM10 155H12V154H10ZM42 155H43V154H42ZM48 155H49V154H48ZM74 155H75V154H74ZM78 155H79V154H78ZM109 155H110V154H109ZM123 155H124V153H123ZM127 155H128V154H127ZM142 155H143V154H142ZM158 155H159V154H158ZM169 155H170V153H169ZM188 155H189V154H188ZM197 155H198V154H197ZM207 155H208V154H207ZM258 155H259V154H258ZM12 156H13V155H12ZM15 156H16V151H15ZM15 156H14V157H15ZM62 156H63V155L61 154V157H62ZM70 156H71V155H70ZM80 156H82V155H80ZM80 156H78V157L80 158ZM86 156H87V155H86ZM99 156H100V155H99ZM113 156H114V155H113ZM116 156H117V154H116ZM119 156H120V155H119ZM124 156H125V155H124ZM124 156H123V157H124ZM135 156H136V155H135ZM138 156H139V155H138ZM144 156H145V155H144ZM151 156H152V155H151ZM163 156H164V155H163ZM165 156H168V155H165ZM175 156H176V154H175ZM180 156L182 157V155H180ZM183 156H184V155H183ZM214 156H215V155H214ZM232 156H233V155H232ZM59 157H60V156H59ZM59 157H58V158H59ZM64 157H65V156H64ZM64 157H63V158H64ZM68 157H69V156H68ZM73 157H74V156H73ZM75 157L77 158V154H76ZM75 157H74V159H75ZM83 157H84V156H83ZM83 157H81V158H83ZM117 157H118V156H117ZM146 157H147V156H146ZM156 157H158V156H156ZM173 157H174V156H173ZM181 157H179V158L182 159ZM186 157H187V156H186ZM234 157H235V156H234ZM238 157H239V156H238ZM252 157H253V156H252ZM259 157H260V156H259ZM29 158H30V157H29ZM33 158H34V157H33ZM39 158H40V157H39ZM70 158H71V157H70ZM70 158H69V159H70ZM79 158H78V159H79ZM89 158H90V157H89ZM89 158H87V159H89ZM93 158H94V157H93ZM121 158H122V157H121ZM134 158H135V157H134ZM134 158H133V159H134ZM168 158H169V157H168ZM187 158H188V157H187ZM193 158H194V157H193ZM193 158H192V159H193ZM260 158H261V157H260ZM21 159H22V158H21ZM24 159H25V158H24ZM46 159H47V158H46ZM61 159H62V158H61ZM74 159L72 158V160H74ZM125 159H127V158H125ZM150 159H151V158H150ZM166 159H167V158H166ZM169 159H170V158H169ZM169 159H168V160H169ZM230 159H231V158H230ZM30 160H32V159H30ZM34 160L37 161L36 158H35ZM62 160H63V159H62ZM62 160H61V162H63ZM72 160H71V161H72ZM80 160H81V159H80ZM83 160H84V159H83ZM83 160H82V161H83ZM91 160H92V159H91ZM141 160H143V159H140V161H141ZM172 160H173V159H172ZM172 160H171L170 162H172ZM213 160H214V159H213ZM231 160H233V159H231ZM236 160H237V159H236ZM251 160H252V159H251ZM1 161H2V160H1ZM14 161H15V160H14ZM27 161H28V159H27ZM27 161H26V162H27ZM43 161H44V159H43ZM46 161H48V160H46ZM54 161H56V160H54ZM54 161H53L52 163H54ZM121 161H123V160H121ZM149 161H150V160H149ZM173 161H174V160H173ZM177 161H178V160H175V162H177ZM228 161H229V160H228ZM248 161H249V160H248ZM259 161H260V160H259ZM6 162H7V161L4 160V163H6ZM29 162H30V161H29ZM76 162H77V160H76ZM83 162H84V161H83ZM83 162H81V163H83ZM88 162H89V161H88ZM108 162H109V161H108ZM113 162H114V161H113ZM167 162H168V161H167ZM198 162H199V161H198ZM200 162H201V160H200ZM24 163H25V162H24ZM30 163H31V162H30ZM38 163H39V161H38ZM74 163H75V162H74ZM84 163H85V166H86V164H88V163H86V162H84ZM89 163H90V162H89ZM132 163H133V162H132ZM139 163H140V162H139ZM162 163H163V162H162ZM162 163H160V164H162ZM178 163H179V162H178ZM224 163H225V162H224ZM262 163H263V162H262ZM32 164H33V163H32ZM77 164H80V163L77 162ZM95 164H96V163H95ZM106 164H107V163H106ZM152 164H153V162H152ZM165 164H166V162H165ZM165 164H164V166L170 165V164H168V163H167V165H165ZM171 164H173V166H174L175 163H171ZM228 164H229V163H228ZM228 164H226V165H228ZM246 164H247V163H246ZM249 164H250V163H249ZM249 164H248V165H249ZM81 165H82V164H81ZM88 165H89V164H88ZM88 165H87L86 167H92L91 164H90V166H88ZM96 165H97V164H96ZM133 165H134V163H133ZM142 165H143V164H142ZM144 165H145V164H144ZM148 165H149V163H148ZM148 165H147V166H148ZM150 165H151V164H150ZM175 165H176V164H175ZM184 165H185V164H184ZM196 165H197V164H196ZM218 165H219V164H218ZM222 165H223V164H222ZM251 165H252V164H251ZM260 165H261V164H260ZM260 165H259V166H260ZM6 166H7V164H6ZM59 166H60V164H59ZM73 166L75 167L74 164H73ZM78 166H79V165H77V167H78ZM93 166H94V164H93ZM156 166H157V165H156ZM159 166H160V165H159ZM161 166H162V165H161ZM164 166H163V167H164ZM178 166H180V165H178ZM181 166H182V164H181ZM263 166H264V165H263ZM42 167H43V166H42ZM49 167H50V166H49ZM62 167H63V166H62ZM67 167L69 168V166H67ZM79 167H80V166H79ZM82 167H83V166H82ZM82 167H81V168H82ZM94 167H96V166H94ZM112 167H114V166H112ZM150 167H151V166H150ZM153 167H154V166H153ZM153 167H152V168H153ZM246 167H247V166H246ZM40 168H41V167H39V169H40ZM71 168H72V167H71ZM75 168H76V167H75ZM120 168H121V167H120ZM146 168H147V167H146ZM166 168H167V167H165V169H166ZM200 168H202V167H200ZM208 168H209V167H208ZM215 168H216V167H215ZM220 168H221V167H220ZM31 169L33 170V169H35V167L33 166V168H31ZM45 169H46V168H45ZM60 169H61V168H60ZM65 169H66V167H65ZM78 169H79V168H78ZM82 169H83V168H82ZM89 169H90V168H88V169L86 168V170H88V172H89V171L91 172L92 170H94V169H90V170H89ZM134 169H135V166H134ZM150 169H151V168H150ZM162 169H163V168H162ZM179 169H180V168H179ZM181 169H182V167H181ZM191 169H192V168H191ZM216 169H217V168H216ZM216 169H215V170H216ZM247 169H248V167H247ZM254 169H257V167L254 168ZM24 170H26V169H24ZM35 170H36V169H35ZM43 170H44V169H43ZM47 170H48V169H47ZM49 170H50V169H49ZM49 170H48V171H49ZM74 170H75V169H74ZM76 170H77V169H76ZM76 170H75V171H76ZM84 170H85V169H84ZM95 170H97V168H95ZM125 170H126V169H125ZM144 170H145V169H144ZM153 170H154V169H153ZM155 170H156V169H155ZM163 170H164V169H163ZM182 170H183V169H182ZM186 170H187V169H186ZM204 170H205V169H204ZM262 170H263V169H262ZM20 171H21V170H20ZM48 171H46V172H48ZM52 171H53V170H52ZM60 171H61V170H60ZM69 171H70V169H69ZM82 171H83V170H81V171H79V172L82 173ZM113 171H114V170H113ZM126 171H127V170H126ZM126 171H122V172H126ZM131 171H132V170H131ZM138 171H139V170H138ZM160 171H161V170H160ZM168 171H169V170H168ZM171 171H172V169H171ZM217 171H218V170H217ZM227 171H228V170H227ZM232 171H233V170H232ZM7 172H8V171H7ZM21 172H22V171H21ZM33 172H35V171L33 170ZM40 172H41V169H40ZM50 172H51V171H50ZM58 172H59V170H58ZM64 172H65V171H64ZM67 172H68V171H67ZM72 172H73V171H72ZM85 172H86V171H85ZM85 172H84V173H85ZM93 172H94V171H93ZM96 172H97V171H96ZM111 172H112V171H111ZM157 172H158V171H157ZM157 172H156V175H157ZM179 172H180V171H179ZM186 172H188V170H187ZM207 172H208V171H207ZM44 173H45V172H44ZM59 173H60V172H59ZM94 173H95V172H94ZM94 173H92V174H94ZM98 173H101V172H98ZM136 173H137V172H136ZM147 173H148V171L146 172V174H147ZM163 173H164V172H163ZM166 173H167V172H166ZM174 173H175V171H174ZM188 173H189V172H188ZM193 173H194V172H193ZM208 173H209V172H208ZM210 173H211V172H210ZM221 173H222V172H221ZM232 173H233V172H232ZM257 173H258V172H257ZM15 174H16V173H15ZM21 174H22V173H21ZM41 174H42V173H41ZM41 174H40V176H41ZM61 174H62V173H61ZM79 174H80V173H79ZM86 174H87V173H86ZM92 174H91V175H92ZM114 174H115V173H114ZM116 174H117V173H116ZM118 174H119V173H118ZM131 174H132V172H131ZM131 174H130V175H131ZM144 174H145V172H144ZM164 174H165V173H164ZM168 174H169V172H168ZM171 174H172V173H171ZM175 174H177V173H175ZM175 174H174V175H175ZM229 174H230V173H229ZM243 174H244V173H243ZM248 174H249V173H248ZM46 175H47V174H46ZM49 175H50V174H49ZM49 175H48V176H49ZM52 175H54V174H52ZM64 175H65V174H64ZM84 175H85V174H84ZM84 175H83V176H84ZM87 175H88V174H87ZM97 175H98V174H97ZM99 175H101V174H99ZM128 175H129V174H128ZM134 175H135V174H134ZM138 175H139V174H138ZM149 175H150V174H149ZM149 175H148V176H149ZM153 175H154V174H153ZM165 175H167V174H165ZM188 175H189V174H188ZM196 175H197V174H196ZM210 175H212V174H210ZM232 175H233V174H232ZM262 175H263V174H262ZM13 176H14V175H13ZM23 176H24V175H23ZM48 176H47V177H48ZM50 176H51V175H50ZM58 176H59V175H58ZM85 176H86V175H85ZM89 176H90V174L88 175V177H89ZM93 176H94V175H92V177H93ZM131 176H132V175H131ZM144 176H145V175H144ZM218 176H219V175H218ZM60 177H61V176H60ZM62 177H64V176H62ZM86 177H87V176H86ZM96 177H97V176H96ZM98 177H100V176H98ZM98 177H97V178H98ZM111 177H112V176H111ZM136 177H137V176H136ZM153 177H155V176H153ZM156 177H157V176H156ZM161 177H162V176H161ZM161 177H160V178H161ZM165 177H167V176H165ZM231 177H232V176H231ZM4 178H5V177H4ZM50 178H52V177H50ZM58 178H59V177H58ZM79 178H80V177H79ZM94 178H95V177H94ZM117 178L120 179V176H117ZM130 178H131V177H130ZM158 178H159V177H158ZM160 178H159V179H160ZM167 178H168V177H167ZM167 178H166V179H167ZM170 178H171V177H170ZM198 178H199V177H198ZM226 178H227V177H226ZM6 179H7V178H6ZM14 179H15V178H14ZM83 179H84V178H83ZM88 179H89V178H88ZM90 179H91V178H90ZM145 179H146V178H145ZM156 179H157V178H156ZM171 179H173V178H171ZM91 180H92V179H91ZM91 180H90V181H91ZM95 180H96V178H95ZM102 180H104V179H102ZM113 180H114V179H113ZM124 180H126V178H125ZM133 180L135 181L134 178H133ZM147 180H148V179H147ZM174 180H175V179H174ZM174 180H173V181H174ZM195 180H197V179H195ZM208 180H209V178H208ZM221 180H222V178H221ZM50 181H51V180H49V184L51 183ZM88 181H89V180H88ZM88 181H87V183H88ZM97 181H98V179L96 180V182H97ZM115 181H116V180H115ZM131 181H132V180H131ZM131 181L129 180V183H130ZM150 181H151V179H150ZM156 181H157V180H156ZM156 181H154V182H156ZM160 181H161V180H160ZM164 181H165V180H164ZM166 181L168 182V180H166ZM214 181H215V180H214ZM245 181H246V180H245ZM252 181H253V180H252ZM263 181H264V180H263ZM263 181H262V182H263ZM47 182H48V181H47ZM82 182H83V181H82ZM92 182H93V181H92ZM99 182H100V179H99L98 183H99ZM106 182H107V181H106ZM120 182H121V181H120ZM127 182H128V181H127ZM144 182H145V181H144ZM157 182H158V181H157ZM206 182H208V181L206 180ZM210 182H211V181H210ZM212 182H213V181H212ZM219 182H220V181H219ZM242 182H243V181H242ZM44 183H45V182H44ZM90 183H91V182H90ZM107 183H108V182H107ZM109 183H110V181H109ZM122 183H123V182H122ZM133 183H134V182H133ZM135 183H136V181H135ZM147 183H148V182H147ZM152 183H153V182H152ZM152 183H151V184H152ZM158 183H159V182H158ZM162 183L164 184V182H161V186H162ZM165 183H166V182H165ZM171 183H172V182H171ZM171 183H170V184H171ZM215 183H218V182L215 181ZM249 183H251V182H249ZM46 184H47V183H46ZM102 184H103V183H102ZM125 184H126V183H125ZM131 184H132V182H131ZM141 184H144V183H141ZM175 184H177L176 181H175ZM181 184H182V183H181ZM191 184H193V183H191ZM212 184H213V183H212ZM94 185H95V184H94ZM96 185H98V184L96 183ZM99 185H101V184H99ZM99 185H98V186H99ZM114 185H116V184H114ZM120 185H122V184H120ZM128 185H129V184H128ZM134 185H136V184H134ZM147 185H148V184H147ZM153 185H154V184H153ZM209 185H210V184H209ZM218 185H219V184H218ZM252 185H253V184H252ZM7 186H8V185H7ZM11 186H12V185H11ZM101 186H103V185H101ZM104 186H105V188H106V185H104ZM122 186H124V185H122ZM129 186L132 187L133 185H129ZM143 186H144V185H143ZM159 186H160V185H159ZM165 186H166V184H165ZM167 186H168V185H167ZM193 186H194V185H193ZM222 186H223V185H222ZM229 186H230V185H229ZM13 187H14V186H13ZM115 187H116V186H115ZM135 187H136V186H135ZM171 187H172V186H171ZM176 187H177V186H175V188H176ZM240 187H241V186H240ZM10 188H12V187H10ZM96 188H97V187H96ZM108 188H109V186H108ZM110 188H111V187H110ZM110 188H109V189H110ZM116 188H120V189L122 190L121 187H116ZM125 188H126V187H125ZM125 188H123V189H125ZM132 188H133V187H132ZM143 188H144V187H143ZM163 188H165L164 185H163ZM163 188H162V189H163ZM206 188H207V187H206ZM209 188H210V187H209ZM222 188H223V187H222ZM224 188H225V186H224ZM246 188H247V187H246ZM97 189H98V188H97ZM99 189H100V187H99ZM99 189H98V190H99ZM102 189H103V188H102ZM126 189H127V188H126ZM141 189H142V188H141ZM171 189H172V188H171ZM259 189H260V188H259ZM44 190H45V189H44ZM94 190H95V189H94ZM115 190H116V189H115ZM127 190H128V191H127ZM127 190H126V191L129 192L130 189L128 188ZM135 190H136V189H135ZM137 190H138V189H137ZM137 190H136V191H137ZM147 190H148V189H147ZM167 190H168V189H167ZM182 190H183V189H182ZM193 190H194V189H193ZM211 190H212V189H211ZM40 191H41V190H40ZM106 191H107V190H106ZM123 191H124V190H123ZM131 191H132V193H133V190H132V189H131ZM131 191H130V193H131ZM140 191H141V190H140ZM142 191H143V190H142ZM155 191L158 192L157 189H156ZM171 191H172V190H171ZM175 191H177V190L175 189ZM209 191H210V190H209ZM41 192H42V191H41ZM110 192H111V191H110ZM115 192H116V191H115ZM145 192H146V191H145ZM149 192H150V191H149ZM167 192H168V191H167ZM190 192H191V191H190ZM214 192H215V191H214ZM240 192H241V191H240ZM258 192H259V190H258ZM263 192H264V191H263ZM263 192H262V193H263ZM113 193H114V192H113ZM119 193H120V192H119ZM122 193H123V192H122ZM134 193H137V192H134ZM179 193H180V192H179ZM181 193L183 194V192H181ZM202 193H203V192H202ZM212 193H213V192H212ZM237 193H238V192H237ZM253 193H254V191H253ZM0 194H1V193H0ZM3 194H4V193H2L1 195H3ZM14 194H15V193H14ZM42 194H43V193H42ZM44 194H45V193H44ZM93 194H94V192H93ZM93 194H92V195H93ZM124 194H125V193H124ZM127 194H128V193H127ZM139 194H140V192H139ZM163 194H164V193H163ZM171 194H172V193H170L169 197L171 196ZM210 194H211V192L209 193V195H210ZM241 194H242V193H241ZM249 194H250V193H249ZM259 194H261V193L259 192ZM1 195H0V196H1ZM94 195H95V194H94ZM94 195H93V196H94ZM105 195H106V194H105ZM107 195H108V194H107ZM110 195H111V194H110ZM131 195H132V194H131ZM131 195H129V197H130ZM145 195L147 196V194H145ZM172 195H173V194H172ZM206 195H207V193H206ZM229 195H230V194H229ZM229 195H228V196H229ZM232 195H233V194H232ZM244 195H245V194H244ZM252 195H253V194H252ZM98 196H100V195H98ZM125 196H126V195H125ZM160 196H161V195H160ZM166 196H168L167 193H166ZM177 196H178V195H177ZM196 196H197V195H196ZM245 196H246V195H245ZM5 197H6V196H5ZM18 197H19V195H18ZM106 197H107V196H106ZM131 197H132V196H131ZM136 197H137V196H136ZM156 197H157V196H156ZM161 197H162V196H161ZM161 197H159V199H160ZM186 197H187V196H186ZM237 197H238V196H237ZM19 198H20V197H19ZM19 198H18V199H19ZM31 198H32V197H31ZM94 198H95V197H93V199H94ZM107 198H108V197H107ZM109 198H110V197H109ZM151 198H152V197H151ZM164 198H165V197H164ZM182 198H183V197H182ZM227 198H228V197H227ZM241 198H242V197H241ZM0 199H1V197H0ZM89 199H91V198L89 197ZM89 199H86V200H88V202H89ZM97 199H98V198H97ZM99 199H100V198H99ZM105 199H106V198H104V201H105ZM127 199L131 200V198H127ZM173 199L175 200L176 198L173 197ZM179 199H180V198H179ZM179 199H178V200H179ZM233 199H234V198H233ZM1 200H2V199H1ZM37 200H38V199H37ZM86 200H85V202H86ZM91 200H92V199H91ZM101 200H102V199H101ZM110 200H111V199H110ZM117 200H118V199H117ZM132 200H133V199H132ZM132 200H131L129 203H131ZM139 200H140V199H139ZM155 200L157 201V199H155ZM161 200H162V199H161ZM169 200H170V198H169ZM169 200H166V201L169 202ZM181 200H182V199H181ZM192 200H193V199H192ZM195 200H196V199H195ZM195 200H194V201H195ZM204 200H205V198H204ZM208 200H209V199H208ZM228 200H229V199H228ZM235 200H236V199H235ZM260 200H261V198H260ZM107 201H108V200H107ZM112 201H113V200H112ZM112 201H111V202H112ZM119 201H120V199H119ZM133 201H135V200H133ZM149 201H150V200H149ZM156 201H155V202H156ZM196 201H198V199H197ZM230 201H231V199H230ZM256 201H257V200H256ZM263 201H264V200H263ZM0 202H1V201H0ZM7 202H8V201H7ZM19 202H20V201H19ZM34 202H35V201H34ZM41 202H42V201H41ZM88 202H87V203H88ZM108 202H109V201H108ZM113 202H114V201H113ZM115 202H116V201H115ZM117 202H118V201H117ZM120 202H122V201H120ZM124 202L126 203L127 201H124ZM137 202H138V200H137ZM137 202H136V203H137ZM147 202H148V201H147ZM151 202H152V201H151ZM161 202H162V201H161ZM163 202H164V201H163ZM236 202H237V201H236ZM254 202H255V201H254ZM254 202H252V203H254ZM24 203H25V202H24ZM29 203H30V202H29ZM29 203H28V204H29ZM98 203H99V202H98ZM101 203H102V202H101ZM118 203H119V202H118ZM129 203H128V204H129ZM132 203H134V202H132ZM132 203L129 204L128 206L132 207L133 205H135V204L132 205ZM149 203H150V202H149ZM169 203H170V202H169ZM212 203H213V202H212ZM248 203H249V202H248ZM0 204H1V203H0ZM28 204H27V205H28ZM31 204H32V203H31ZM106 204H107V203H106ZM106 204H105V205H106ZM121 204H123V203H121ZM121 204H118V205H121ZM126 204H127V203H126ZM152 204H153V203H152ZM157 204L159 205L158 202H157ZM160 204H161V203H160ZM178 204H179V203H178ZM197 204H198V203H197ZM218 204H219V203H218ZM221 204H222V203H221ZM223 204H224V203H223ZM223 204H222V205H223ZM242 204H243V203H242ZM11 205H12V203H11ZM27 205H26V206H27ZM76 205H77V203H76ZM88 205H92V204H91V203H90V204H87V205L84 204V205H82V207H83V206H87V207H89ZM99 205H100V204H99ZM131 205H132V206H131ZM141 205H142V204H141ZM163 205H164V204H163ZM169 205H170V204H169ZM202 205H203V204H202ZM208 205H209V204H208ZM210 205H211V203H210ZM225 205H226V204H225ZM258 205H259V204H258ZM28 206H29V205H28ZM32 206H33V205H32ZM77 206H79V205H77ZM102 206H103V205H101V208H102ZM107 206H108V205H107ZM121 206H122V205H121ZM123 206H124V205H123ZM123 206H122V207H123ZM156 206H157V205H156ZM165 206H166V205H165ZM186 206H187V205H186ZM186 206H185V207H186ZM188 206H189V205H188ZM203 206H204V205H203ZM203 206H202V207H203ZM211 206H212V205H211ZM235 206H236V205H235ZM6 207H7V206H6ZM90 207H91V206H90ZM94 207H96V206H94ZM108 207H109V206H108ZM108 207H107V209H108ZM115 207L117 208V206H115ZM142 207H143V205H142ZM154 207H155V206H154ZM159 207H160V206H159ZM169 207H171V206H168L167 208H169ZM183 207H184V206H183ZM200 207H201V205H200L198 208H197V207H196V208L199 209ZM214 207H216V206H213V208H214ZM230 207H231V206H230ZM236 207H237V206H236ZM248 207H249V206H248ZM255 207H256V206H255ZM258 207H259V206H258ZM17 208H18V206H17ZM103 208H105V207H103ZM116 208H115V211H116ZM119 208H120V207H119ZM125 208H126V207H125ZM127 208H128V207H127ZM132 208H133V207H132ZM134 208H137V207H134ZM138 208H139V206H138ZM157 208H158V206H157ZM160 208H161V207H160ZM173 208H174V207H173ZM173 208H172V211L175 209V208H174V209H173ZM178 208H179V207H178ZM191 208H192V206H191ZM193 208H194V207H193ZM213 208L211 207V209H213ZM14 209H15V208H14ZM27 209H28V208H27ZM27 209H26V210H27ZM93 209H95V208H92V211H91V209H90V212L93 213ZM97 209H98V208H97ZM99 209H100V207H99ZM111 209H112V208L110 207L109 210H111ZM128 209H129V208H128ZM158 209H159V208H158ZM169 209H170V208H169ZM183 209H184V208H183ZM186 209H188V208H186ZM186 209H185L184 211H186ZM197 209L194 208V211H196ZM204 209H205V208H204ZM235 209H236V208H235ZM243 209H244V208H243ZM248 209H250V208H248ZM86 210H87V208H86ZM88 210H89V208H88ZM88 210H87V211H88ZM101 210L103 211L104 209H101ZM113 210H114V209H112V211H113ZM121 210H123V209H121ZM124 210H125V209H124ZM126 210H127V209H126ZM126 210H125V211H126ZM129 210H130V209H129ZM129 210H128V211H129ZM141 210H142V209H141ZM167 210H168V209H167ZM177 210H179V209H177ZM181 210H182V209H181ZM189 210H190V209H189ZM202 210H203V209H202ZM202 210H201V208H200V211H202ZM222 210H223V209H222ZM236 210H238V209H236ZM254 210H255V209H254ZM24 211H25V210H24ZM107 211H108V210H107ZM117 211H118V210H117ZM130 211H131V210H130ZM149 211H150V209H149ZM159 211H160V210H159ZM227 211H228V210H227ZM251 211H253V210L251 209ZM5 212H6V210H5ZM90 212H88V213L90 214ZM96 212H97V211H96ZM109 212H110V211H109ZM126 212H127V211H126ZM137 212H139V211H137ZM169 212H170V211H168V213H169ZM178 212H179V211H178ZM182 212H183V211H182ZM190 212H193V211L191 210ZM202 212H203V211H202ZM204 212H205V211H204ZM231 212H232V210H231ZM18 213H19V211H18ZM99 213H100V212H99ZM103 213H104V212H103ZM105 213H106V212H105ZM119 213H120V212H119ZM119 213H118V214H119ZM123 213H125V212L122 211V214H123ZM127 213H129V212H127ZM133 213H134V212H133ZM144 213H145V212H144ZM160 213H161V212H160ZM193 213H194V212H193ZM196 213H198V214L196 215V217H198V215H200V214H199L200 212L197 210ZM205 213H206V212H205ZM211 213H212V212H211ZM219 213H220V212H219ZM229 213H230V212H229ZM240 213H241V212H240ZM247 213L249 214V212H247ZM259 213H260V211H259ZM89 214H88V215H89ZM93 214H95V213H93ZM110 214H111V213H110ZM129 214H132V213H129ZM157 214H158V212H157ZM172 214H175V216H177L176 213H173V212H172ZM177 214H178V213H177ZM183 214H184V213H183ZM183 214H182V216H183ZM188 214H189V212H188ZM203 214H204V213H203ZM203 214H201V215H203ZM209 214H210V213H209ZM215 214H217V213H215ZM225 214H226V213H225ZM236 214H237V211H236ZM248 214H247V215H248ZM2 215H3V213H2ZM15 215H16V214H15ZM27 215H28V214H27ZM30 215H31V214H30ZM90 215H91V214H90ZM103 215H104V214H103ZM103 215H101V216H103ZM120 215H121V214H120ZM120 215H119V217H120ZM132 215H135V213L132 214ZM138 215H139V214H138ZM191 215H192L191 218H193V214H191ZM201 215L199 216V218L201 217ZM207 215H208V214H207ZM212 215H213V214H212ZM221 215H222V214H221ZM250 215H251V214H250ZM91 216L95 217L94 215H91ZM99 216H100V214H99ZM99 216H97V217H99ZM101 216H100V217H101ZM117 216H118V215H117ZM126 216H127V214H126ZM167 216H168V215H167ZM169 216H171V215H169ZM175 216H174V217H175ZM184 216H185V214H184ZM184 216H183V217H184ZM245 216H246V215H245ZM26 217H27V216H26ZM26 217H25V218H26ZM28 217H29V216H28ZM89 217H90V216H89ZM100 217H99L98 219H100V221H102ZM104 217H105V216H104ZM123 217H124V215H123ZM134 217H135V216H134ZM139 217H140V216H139ZM145 217H146V216H145ZM159 217H160V216H159ZM194 217H195V216H194ZM229 217H230V216H229ZM258 217H259V216H258ZM90 218H91V217H90ZM105 218H106V217H105ZM114 218H115V216H114ZM120 218H121V217H120ZM132 218H133V216H132ZM132 218H131V219H132ZM142 218H143V217H142ZM142 218H140V219L142 220ZM155 218H156V217H155ZM161 218H162V216H161ZM177 218H179V216H178ZM224 218H225V216H224ZM238 218H239V217H238ZM21 219H22V218H21ZM31 219H32V218H31ZM91 219H92V218H91ZM91 219L89 220V223H90ZM103 219H104V218H103ZM109 219H111V218H109ZM129 219H130V218H129ZM148 219H149V217H148ZM162 219H163V218H162ZM170 219H171V217H170ZM180 219H181V218H180ZM180 219H179V220H180ZM207 219H208V218H207ZM209 219H210V218H209ZM218 219H220V218L218 217ZM218 219H217V222H219ZM246 219H247V218H246ZM4 220H5V218H4ZM94 220H95V219H94ZM104 220H107V219H104ZM116 220H117V218H116ZM124 220H125V219H124ZM138 220H139V218H138ZM155 220H157V219H155ZM159 220H160V219H159ZM163 220H164V219H163ZM163 220H162V221H163ZM177 220H178V219H176V221H177ZM183 220H184V219L182 218V220L179 221V222L182 223ZM189 220H190V218H189ZM205 220H206V218H205ZM223 220H224V219H223ZM227 220H228V219H227ZM233 220H234V219H233ZM29 221H30V219H29ZM96 221H97V220L92 221V224H94L93 222H96ZM118 221H119V220H117V223H118ZM120 221H121V220H120ZM122 221H123V219H122ZM136 221H137V220H136ZM139 221H140V220H139ZM150 221H151V220H150ZM162 221H161V222H162ZM169 221H170V220H169ZM169 221H167V222H169ZM173 221H174V219H173ZM200 221H201V219H200ZM210 221H211V220H210ZM212 221H214V220H212ZM212 221H211V222H212ZM236 221H237V220H236ZM261 221H262V220H261ZM6 222H7V221L5 220V223H6ZM161 222H160V223H161ZM174 222H175V221H174ZM174 222H173V223H174ZM190 222H191V221H190ZM193 222H195V221H193ZM196 222H197V221H196ZM207 222H208V221H207ZM217 222L215 223V225H217ZM220 222H221V220H220ZM233 222H234V221H233ZM11 223H12V222H11ZM13 223H15V222H13ZM16 223H17V221H16ZM26 223H27V222H26ZM106 223H107V222H106ZM106 223H105V224H106ZM141 223H142V222H141ZM156 223H157V221H156ZM175 223H176V222H175ZM181 223H180V224H181ZM185 223H187V222H184V223H183V224L186 226ZM197 223H198V222H197ZM213 223H214V222H213ZM213 223H210V224L212 225ZM226 223H227V222H226ZM226 223H224V224H226ZM241 223H242V222H241ZM261 223H262V222H261ZM22 224H23V223H22ZM83 224H84V223H83ZM101 224H102V223H101ZM103 224H104V223H103ZM107 224H108V223H107ZM109 224H111V223H109ZM136 224H137V223H136ZM145 224H146V223H145ZM187 224H188V223H187ZM202 224H203V223H202ZM202 224H201V225H197V226H201L200 228H203V227H202ZM204 224H205V223H204ZM208 224H209V223H208ZM221 224H223V223H221ZM234 224H235V223H234ZM234 224H233V225H234ZM10 225H12V224H10ZM14 225H15V224H14ZM86 225H87V224H86ZM86 225H85V226H86ZM96 225H97V224H96ZM99 225H100V222H99ZM116 225H117V224H116ZM118 225H121V224H118ZM124 225H126V224H124ZM153 225H154V224H153ZM153 225H152V226H153ZM161 225H163V224H161ZM193 225H195V224H193ZM215 225H213V226H215ZM218 225H220V223H218ZM239 225H240V224H239ZM262 225H263V224H262ZM82 226H83V225H82ZM90 226L92 227V225H90ZM101 226H102V225H101ZM107 226H108V225H107ZM107 226H106V228H107ZM135 226H136V225H135ZM142 226H143V225H142ZM154 226H155V225H154ZM158 226H159V225H158ZM164 226H165V225H164ZM168 226H169V225H168ZM170 226H171V225H170ZM187 226H190V225H187ZM187 226H186V227H187ZM203 226H204V225H203ZM206 226H207V224H206ZM206 226L204 227L205 229H206ZM225 226L228 227V225H225ZM234 226H235V225H234ZM86 227L89 228L88 225H87ZM91 227H90V228H91ZM94 227H96L95 224H94ZM115 227H116V226H115ZM128 227H129V225H128ZM138 227H139V226H138ZM176 227H177V226H176ZM186 227H185V229H186ZM194 227H195V226H194ZM219 227H222V226L220 225ZM223 227H224V226H223ZM229 227H230V226H229ZM236 227H237V225H236ZM236 227H235V228H236ZM249 227H250V226H249ZM3 228H4V227H3ZM79 228H80V227H79ZM79 228H78V230H80ZM90 228H89V229H90ZM97 228H98V225H97V227H96L95 229L93 228L94 231L97 230ZM109 228H110V227H109ZM109 228H108V229H109ZM140 228H141V226L139 227V230H140ZM155 228L158 229L157 227H155ZM162 228H163V227H162ZM165 228H167V227H165ZM169 228H170V227H169ZM172 228H173V227H172ZM180 228H181V227H180ZM192 228H193V227H192ZM196 228H197V227H196ZM209 228H210V225H209ZM213 228H216V227H213ZM213 228L211 227V230H212ZM224 228H225V227H224ZM224 228H223V229H224ZM230 228H231V227H230ZM247 228H248V227H247ZM6 229H7V228H6ZM75 229H77V228H75ZM81 229H82V228H81ZM84 229H85V227H84ZM89 229L87 230V228H86L87 233L89 234V236H90L91 234L93 235V232H94V231H92V229H90V230L92 231V233L90 234V230H89ZM114 229H115V228H114ZM129 229H130V228H129ZM145 229H146V227H145ZM147 229H148V227H147ZM156 229H155V230H156ZM170 229H171V228H170ZM173 229H174V228H173ZM176 229H178V228H176ZM176 229H175V231H176ZM217 229H218V227H217ZM227 229H228V228H227ZM240 229H242V228H240ZM23 230H24V229H23ZM34 230H35V229H34ZM86 230H83V232H84V231L86 232ZM101 230H102V229H101ZM133 230H134V228H133ZM136 230H138V229H136ZM139 230H138V233H139ZM149 230H150V229H149ZM155 230H153V231H155ZM161 230H162V229H161ZM165 230H167V229H165ZM165 230H163V231H165ZM181 230H182V229H181ZM181 230L178 229L177 231H180V233H181ZM187 230H188V229H187ZM198 230H200V229H198ZM203 230H204V229H203ZM208 230H209V229H208ZM211 230H210V231H211ZM221 230H222V229H221ZM228 230H229V229H228ZM230 230H232V229H230ZM230 230H229V231H230ZM236 230H237V228H236ZM80 231H82V230H80ZM88 231H89V232H88ZM97 231H98V230H97ZM97 231H95V232H97ZM102 231H104V230H102ZM112 231H113V230H112ZM112 231H111V234H112ZM114 231H115V230H114ZM146 231H147V230H146ZM151 231H152V230H151ZM157 231H158V230H157ZM157 231H155V232H157ZM168 231H169V230H168ZM191 231H192V230H191ZM200 231H201V230H200ZM213 231H214V229H213ZM213 231H212V234H214V236H215V233H214V232H216L217 230L214 231V232H213ZM224 231H225V230H224ZM229 231H228V232H229ZM233 231H234V230H233ZM76 232H77V231H76ZM78 232H79V231H78ZM95 232H94V233H95ZM98 232L100 233V231H98ZM140 232H141V231H140ZM149 232H150V231H149ZM171 232H172V230H171ZM192 232H194V230H193ZM192 232H191V233H192ZM206 232H207V231H206ZM218 232H219V234L221 233L220 231H217V233H218ZM222 232H223V231H222ZM251 232H253V230H252ZM18 233H19V232H18ZM68 233H69V232H67V236H68L67 238H69ZM71 233H72V232H71ZM79 233H81V232H79ZM79 233H77V234L79 235ZM87 233H86V235H87ZM105 233H107V232H106V229H105ZM113 233H114V232H113ZM124 233H125V232H124ZM145 233H146V235L148 234V232H145ZM157 233H158V232H157ZM167 233H168V232H167ZM175 233H176V232H175ZM182 233H184V232L182 231ZM217 233H216V234H217ZM225 233H226V232H223V233L220 234V235L222 236V235L225 234ZM238 233H239V231H238ZM243 233H245V232L243 231ZM249 233H250V232H249ZM3 234H4V233H3ZM82 234H84V236H85V233H82ZM101 234H102V233H101ZM101 234H98V233L96 234V233H95V235H94V239H93V236H92V238L90 237L91 239H90L88 236H87V237L90 239V240H89L90 242H91L92 239H93L92 241L94 242L95 238H96L97 236H99V235L101 236ZM121 234H123V233H121ZM121 234H120V235H121ZM153 234H154V233H153ZM207 234H208V233H207ZM228 234H229V233H228ZM103 235H104V234H103ZM117 235H118V234H117ZM124 235H125V234H124ZM127 235H128V234H127ZM160 235H161V233H160ZM160 235H159V236H160ZM172 235H173V233H172ZM179 235H181V234H179ZM182 235H183V234H182ZM190 235H191V234H190ZM208 235H209V234H208ZM220 235H218V236H220ZM233 235H235V234H233ZM20 236H21V235H20ZM76 236H77V235H76ZM76 236H75V237H76ZM82 236H83V235H82ZM95 236H96V237H95ZM107 236H109V235H107ZM115 236H116V235H115ZM150 236H151V235H149V237H148L149 239H150ZM156 236H158V235H156ZM176 236H177V235H176ZM183 236H184V235H183ZM202 236H203V235H202ZM209 236H210V235H209ZM212 236H213V235H212ZM218 236H216V238H217ZM225 236H226V235H225ZM225 236H223V237H221V238L219 237L218 239H220V241H221V239H223L222 241H227V240H229L228 237H227V240H224V237H225ZM240 236H242V234H239V237H240ZM249 236H250V235H249ZM253 236H254V235H253ZM4 237H5V236H4ZM24 237H25V235H24ZM30 237H32V236H30ZM70 237L72 238V235H70ZM110 237H111V236H110ZM120 237H122V236H120ZM125 237H126V236H125ZM133 237H134V236H133ZM154 237H155V236H154ZM164 237H165V236H164ZM197 237H199V234H198ZM206 237H207V236H206ZM235 237H236V236H235ZM239 237H238V238H239ZM245 237H246V236H245ZM17 238H18V237H17ZM22 238H23V237H22ZM32 238H33V237H32ZM73 238H74V236H73ZM81 238H82V241H83V237H81ZM81 238H80V239H81ZM97 238H98V237H97ZM100 238H101V237H99L97 240L99 241ZM102 238H103V237H102ZM102 238H101L100 240H102ZM113 238H114V237H113ZM123 238H124V236H123ZM137 238H138V237H137ZM151 238H152V237H151ZM162 238H163V237H162ZM162 238H161V239H162ZM167 238L171 239L170 237H167ZM178 238H179V236H178ZM180 238H181L180 240H182L184 237H183V238L180 237ZM193 238H194V237H193ZM214 238H215V237H214ZM242 238H243V237H242ZM258 238H259V237H258ZM76 239H77V238H76ZM76 239L73 240V241H75V244H76V242H77ZM78 239H79V237H78ZM107 239H110V238L107 237ZM114 239H115V238H114ZM127 239H128V238H127ZM138 239H139V238H138ZM145 239H146V238H145ZM195 239L197 240V238H195ZM201 239H202V238H201ZM209 239H210V238H209ZM212 239H213V238H212ZM218 239H217V240H218ZM225 239H226V237H225ZM251 239H252V238H251ZM254 239H255V238H254ZM13 240H14V238H13ZM22 240H23V239H22ZM26 240H27V239H26ZM26 240H25V241H26ZM84 240H85V239H84ZM121 240H122V239H121ZM124 240H125V239H124ZM124 240H122V241H123V245H125V241H124ZM150 240H151V239H150ZM153 240H154V239H153ZM162 240H163V239H162ZM173 240H174V239H173ZM183 240H184V239H183ZM186 240H187V239H186ZM215 240H216V239H215ZM231 240H232V239H231ZM234 240H235V238L233 239V241H234ZM240 240H241V239H240ZM246 240H247V239H246ZM246 240H245V241H246ZM257 240H258V239H257ZM8 241H9V240H8ZM10 241H11V240H10ZM63 241H65V240H63ZM63 241H62V242H63ZM69 241H71V240L69 239ZM82 241H80V242H82ZM89 241H88V242H89ZM137 241H141V240H137ZM154 241H155V240H154ZM176 241H177V240H176ZM201 241H202V240H201ZM222 241H221V243H222ZM242 241H243V240H242ZM6 242H7V241H6ZM66 242H67V241H66ZM85 242H86V240H85ZM88 242H87V243H88ZM90 242H89V243H90ZM108 242H109V241H108ZM128 242H129V241H128ZM131 242H133V241L131 240ZM146 242H147V241H146ZM148 242H149V240H148ZM169 242H170V240H169ZM179 242H180V241H179ZM186 242H187V241H186ZM193 242H194V240H193ZM199 242H200V241H199ZM199 242H198V243H199ZM210 242L212 243L213 241H210ZM210 242H209V243H210ZM240 242H241V241H240ZM255 242H256V241H255ZM73 243H74V242H73ZM73 243H72V245L75 246ZM78 243H79V241H78ZM109 243H110V242H109ZM111 243H112V242H111ZM111 243H110V244H111ZM121 243H122V242H121ZM135 243H136V242H135ZM170 243H171V242H170ZM213 243H214V242H213ZM213 243H212V244H213ZM216 243H219V242H216ZM223 243H224V242H223ZM223 243H222V244H223ZM226 243H229V242L227 241ZM230 243H231V242H230ZM237 243H238V242H237ZM237 243L235 242L236 247H237V245H238ZM241 243H243V242H241ZM12 244H15V243L12 242ZM26 244H27V243H26ZM63 244H64V243H63ZM79 244H80V243H79ZM81 244H82V245H79V246H82V247L85 246V245L83 246V242H82ZM112 244H113V243H112ZM114 244H115V243H114ZM117 244H118V241H117ZM142 244H143V243H142ZM148 244H149V243H148ZM150 244H151V242H150ZM152 244H153V243H152ZM171 244H172V243H171ZM179 244H180V243H179ZM179 244H178L177 246H179ZM191 244H192V243H191ZM205 244H206V243H205ZM222 244H221V245H222ZM245 244H246V243H244V245H245ZM256 244H257V243H256ZM8 245H9V243H8ZM16 245H17V243H16ZM21 245H22V244H21ZM64 245H65V244H64ZM66 245H67V243H66ZM68 245H69V244H68ZM68 245H67V246H68ZM72 245H70L69 247H72ZM87 245H88V244H87ZM87 245H86V247H87ZM89 245H90V244H89ZM89 245H88V246H89ZM100 245H101V244H99V245L97 244V247H95V246H96V244H95L94 248H93L92 246H89V247H87V248H91V247H92V248H93V249H91L92 251H93L95 248H97V249L99 250L100 248H102V245H101V246H100ZM123 245H122V246L120 245V246L123 248V247H124ZM128 245H129V243H128ZM131 245H132V244H131ZM131 245H130V246H131ZM133 245H134V244H133ZM161 245H162V244H161ZM187 245H188V244H187ZM202 245H203V244H201V246H202ZM219 245H220V244H219ZM219 245H218V247H219ZM225 245H226V244H225ZM244 245H243V246H244ZM249 245H250V244H249ZM262 245H263V244H262ZM11 246H12V245H11ZM28 246H29V245H28ZM31 246H32V245H31ZM79 246H78V249H79ZM98 246H99L100 248H99ZM106 246H107V245H106ZM139 246L141 247V244H140ZM163 246H164V245H163ZM171 246H172V245H171ZM185 246H186V244H185ZM209 246H211V245H209ZM228 246L230 247V245H228ZM232 246H234V245H232ZM232 246H231V248H233ZM239 246H240V245H239ZM252 246H253V245H252ZM64 247H65V246H64ZM82 247H80V248H82ZM126 247H127V245H126ZM126 247H125V248H126ZM137 247H138V246H137ZM167 247H168V246H167ZM173 247H174V246H173ZM181 247H182V244H181ZM221 247H222V246H221ZM250 247H251V246H250ZM258 247H259V246H258ZM263 247H264V246H263ZM10 248H12V247H10ZM15 248H16V247H15ZM22 248L24 249L23 246H22ZM65 248H66V247H65ZM73 248H74V247H73ZM75 248H77V247L75 246ZM106 248H107V247H106ZM117 248H118V247H117ZM135 248H136V247H135ZM150 248H151V247H150ZM170 248H171V247H170ZM179 248H180V247H179ZM186 248H187V247H186ZM195 248H196V247H195ZM214 248H215V247H214ZM234 248H235V246H234ZM237 248H238V247H237ZM248 248H249V247H248ZM254 248H256V247H254ZM29 249H30V248H29ZM43 249H44V248H43ZM47 249L49 250V248H47ZM97 249H95L96 253H95V252L92 253V252L90 251V249H89L88 251H90L92 254H96V255H97V254L99 255V253H102V252H98V253H97V251H98ZM103 249H104V246H103ZM141 249H142V248H141ZM168 249H169V247H168ZM206 249H208V248H206ZM212 249H213V247H212ZM215 249H216V248H215ZM220 249H221V248H220ZM240 249H242V248H240ZM240 249H239V250H240ZM20 250H21V249H20ZM24 250H25V249H24ZM31 250H32V248H31ZM48 250H47V251H48ZM113 250H114V249H113ZM113 250H112V251H113ZM118 250H119V252L121 251V249H119V248H118ZM118 250H117V251H118ZM124 250H125V249H124ZM152 250H153V249H152ZM194 250H195V249H194ZM202 250H203V249H202ZM228 250H229V249H228ZM233 250H234V249H233ZM236 250H237V249H236ZM236 250H235V251H236ZM261 250H262V249H261ZM0 251H1V250H0ZM45 251H46V250H45ZM47 251H46V252H47ZM66 251H68V250H66ZM69 251H70V249H69ZM73 251H74V250H73ZM73 251H72V252H73ZM76 251H78V250H76ZM79 251H80V250H79ZM81 251H82V250H81ZM86 251H87V250H86ZM99 251H102V250H99ZM108 251H109V250H108ZM125 251H126V250H125ZM131 251H132V250H131ZM133 251H134V250H133ZM165 251H166V253H168L170 250L168 251V250H166V248H165ZM205 251H206V250H205ZM219 251H220V250H219ZM219 251H218V252H219ZM230 251H231V250H230ZM256 251H257V250H256ZM262 251H263V250H262ZM11 252H12V251H11ZM17 252H18V250H17ZM17 252H16V253H17ZM27 252H28V251H27ZM42 252H43V251H42ZM49 252H50V251H49ZM64 252H65V249H64ZM83 252H84V250H83ZM83 252H82L81 255H80V256H81V259H82L83 257H85L84 255H83V257H82V254H84ZM104 252H105V250H104ZM104 252H103V256H104ZM109 252H111V251H109ZM115 252H116V251H115ZM122 252H123V251H121L120 253H122ZM136 252H137V251H136ZM136 252H134V254H135ZM146 252H148V251H146ZM174 252H175V251H174ZM174 252H173V253H174ZM194 252H195V251H194ZM198 252H199V251H198ZM207 252H208V251H207ZM216 252H217V251H216ZM218 252H217V253H218ZM249 252H250V251H249ZM258 252H259V251H258ZM30 253H31V251H30ZM75 253H77V252H75ZM91 253H90V254H91ZM112 253H113V252H112ZM125 253H127V252H125ZM144 253H145V252H144ZM144 253H143V254H144ZM152 253L154 254V252H152ZM170 253H172V252H170ZM187 253H188V252H187ZM191 253H192V252H191ZM236 253H238V252H236ZM239 253H240V252H239ZM239 253H238V254H239ZM242 253H243V252H242ZM246 253H247V252H246ZM246 253H245V254H246ZM251 253H252V252H251ZM261 253H262V252H261ZM3 254H4V253H3ZM9 254H10V253H9ZM41 254H42V253H41ZM71 254H72V253H71ZM79 254H80V252H79ZM87 254H89V253H87ZM90 254H89V255H90ZM92 254H91V256H92ZM106 254H107V253H106ZM130 254H132V253H130ZM143 254H142V255H143ZM180 254H181V253H180ZM219 254H220V252H219ZM227 254H228V253H227ZM247 254H248V253H247ZM256 254H257V253H256ZM44 255H45V254H44ZM64 255H65V253H64ZM66 255H67V254H66ZM75 255H77V254H75ZM96 255H95V258H94V256H92L93 259H91V257H90V261H91V260H93V261L98 260L99 256H101V255H99V256L97 255L98 257H96ZM110 255L113 256L112 254H110ZM123 255H125V254H123ZM162 255H163V254H162ZM162 255H161V259H162V257H163ZM167 255H168V254H166V256H167ZM172 255H173V254H172ZM209 255H210V254H209ZM217 255H218V254H217ZM235 255L237 256V254H235ZM259 255H260V254H259ZM1 256H2V255H1ZM3 256H4V255H3ZM16 256H17V255H16ZM16 256H15V257H16ZM69 256H70V255H69ZM69 256H67V257H69ZM73 256H74V254H73ZM73 256H72V257H73ZM80 256H79V257H80ZM87 256H88V255H87ZM87 256H86V257H87ZM103 256H102V257H103ZM111 256H110V257H111ZM120 256H121V254H120ZM132 256H133L132 258L136 257V256H137V253H136V255H132ZM144 256H145V255H144ZM147 256H148V254H147ZM147 256H146V257H147ZM182 256H183V255H182ZM185 256H186V259H188V258H187V255H185ZM210 256H212V254H211ZM222 256H223V255H222ZM236 256H235V257H236ZM254 256H255V255H254ZM8 257H9V256H8ZM19 257H20V256H19ZM31 257H32V256H31ZM43 257H44V256H43ZM50 257H51V255H50ZM67 257H66V258H67ZM72 257H71V258H72ZM88 257H89V256H88ZM88 257H87V258H88ZM102 257H101L100 260H98V262L101 261V260H102V261L104 260V259H102ZM113 257H114V256H113ZM140 257H141V255H140ZM153 257H154V256H153ZM159 257H160V255H159ZM172 257H173V256H172ZM172 257H171V259H172ZM208 257H209V256H208ZM220 257H221V256H220ZM239 257H240V256H239ZM58 258H60V257H58ZM73 258H74V257H73ZM87 258H83L82 260L87 259ZM96 258H97V259H96ZM107 258H108V255H107ZM115 258H116V255H115L114 259H115ZM124 258H125V257H124ZM130 258H131V257H130ZM147 258H148V257H147ZM168 258H169V256H168ZM175 258H178V256H177V257L175 256ZM180 258H181V257H180ZM189 258H190V257H189ZM193 258H194V256H193ZM195 258H196V257H195ZM199 258L201 259V257H199ZM209 258H210V257H209ZM227 258H228V257H227ZM231 258L233 259V255H232ZM231 258H229V259L231 260ZM237 258H238V256H237ZM240 258H241V257H240ZM240 258H239V259H240ZM246 258H247V257H246ZM6 259H8V258H6ZM44 259H45V257H44ZM46 259H47V258H46ZM53 259H54V258H53ZM53 259L51 258L50 260H49V259H48V260L51 261V260H53ZM77 259H78V258H76V260H77ZM94 259H95V260H94ZM108 259H109V258H108ZM119 259H120V258H119ZM122 259H123V258H122ZM122 259H120V260H122ZM125 259H126V258H125ZM135 259H137V258H135ZM138 259H139V258H138ZM154 259H155V258H154ZM183 259H184V258H183ZM200 259H198V260H200ZM204 259H206V258L204 257ZM214 259H215V258H214ZM217 259H218V258H217ZM219 259H220V258H219ZM249 259L251 260V259H253V258L251 257V258H249ZM249 259H247V260H249ZM24 260H25V259H24ZM35 260H36V257H35ZM70 260H71V259H70ZM70 260H69V261H70ZM78 260H79V259H78ZM78 260H77V261H78ZM112 260H113V259H112ZM126 260H127V259H126ZM140 260H141V258L139 259V261H140ZM147 260H148V259H147ZM152 260H153V259H152ZM193 260H194V259H193ZM212 260H213V259H212ZM220 260H221V259H220ZM227 260H228V259H227ZM235 260L237 261V259H235ZM243 260H245V259H243ZM247 260H246V261H247ZM19 261H20V260H19ZM26 261H27V260H26ZM46 261H47V260H46ZM87 261H88V259H87ZM90 261H89V262H90ZM93 261H91V263H92ZM102 261H101V263L99 262V264L104 263V262H102ZM106 261H107V260H106ZM106 261H105V262H106ZM122 261H123V260H122ZM122 261H121V262H122ZM136 261H138V260H136ZM139 261H138V262H139ZM142 261H143V260H142ZM175 261H176V260H175ZM182 261H183V260H182ZM221 261H222V260H221ZM232 261H233V260H232ZM238 261H239V260H238ZM241 261H242V260H241ZM29 262H30V261H29ZM34 262H35V261H34ZM74 262H75V261H74ZM84 262H85V260H84ZM98 262L95 261L94 264H96V263L98 264ZM113 262H114V260H113ZM113 262H111V263L114 264V263L117 262V260H116L114 263H113ZM121 262H119V263L122 264ZM128 262L131 263L130 260H129ZM132 262H135V261H132ZM146 262H147V261H146ZM146 262L144 261L145 264H146ZM159 262H161V261H159ZM166 262H167V260H166ZM191 262H192V261H191ZM222 262H223V261H222ZM239 262H240V261H239ZM239 262H238V263H239ZM243 262L246 263L245 261H242V263H243ZM250 262H251V264H253V263H252L253 261H250ZM250 262H249V263H250ZM18 263H19V262H18ZM76 263H77V262H76ZM78 263H79V262H78ZM82 263H83V262H82ZM91 263H90V264H91ZM106 263H107V262H106ZM108 263H110V262H108ZM119 263H118V264H119ZM123 263H124V261H123ZM136 263H137V262H136ZM141 263H142V262H141ZM162 263H163V262H162ZM242 263H239V264H242ZM254 263H255V262H254ZM257 263H258V262H257ZM14 264H16V263H14ZM31 264H32V263H31ZM41 264H42V263H41ZM43 264H44V263H43ZM116 264H117V263H116ZM125 264H126V263H125ZM132 264H133V263H132ZM139 264H140V263H139ZM165 264H166V263H165ZM167 264H168V263H167ZM178 264H180V263H178ZM194 264H195V263H194ZM215 264H216V263H215ZM219 264H220V263H219ZM225 264H227V262H225ZM236 264H237V263H236ZM247 264H248V263H247Z\"/></svg>","mask_w":264,"mask_h":264}]
</instances>
